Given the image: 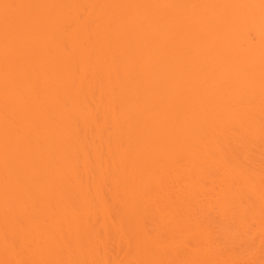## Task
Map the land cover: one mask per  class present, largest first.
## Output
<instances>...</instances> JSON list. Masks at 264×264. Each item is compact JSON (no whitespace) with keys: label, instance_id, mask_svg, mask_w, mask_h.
I'll list each match as a JSON object with an SVG mask.
<instances>
[{"label":"bare ground","instance_id":"bare-ground-1","mask_svg":"<svg viewBox=\"0 0 264 264\" xmlns=\"http://www.w3.org/2000/svg\"><path fill=\"white\" fill-rule=\"evenodd\" d=\"M79 1L80 0H77V4H79ZM109 1H111L110 3H112L113 1L112 0H109ZM109 1H108V4H109V7L111 8V7H113V6H111V5H113V4H110L109 3ZM132 1V0H131ZM130 0H126V2H124V4L122 3V5H121V3H118L117 2V4H115L116 6V8H117V5H121L122 6V9H126V10H129V9H135L137 12H135L134 14L136 15V13L139 15V16H136V20L134 21V23L132 22V21H128V15L129 14H126V13H123V11L124 10H122V11H119V10H117L115 7H113V8H115V9H113L115 12H117V13H115V12H110L109 14H108V19H109V17H111L110 18V21L112 20V22L114 21V19L116 20L117 18V20L118 21H124V23H125V26L126 25H128V27H124V26H122V24H124V23H122L121 22V25H120V27H121V30H122V35L118 38V39H116V38H111V36L114 34V31L113 30H111V31H107L106 33H104V35L103 36H106V37H108L109 36V38L111 39L110 41H106V44L107 45H109V47H110V45H112L113 47L112 48H108L107 46V48L109 49V50H111V49H113L114 48V51H110V53H109V55L107 56V58H108V60L113 64V66H111L112 64L111 63H109L108 65H110V66H107L106 64L108 63V61L106 62L105 61V67H103V66H97L98 67V69H97V71H99L100 70V73H102V72H104V70H107V72H110V70L112 71V69H113V74L115 73L114 72V68H116L118 65H119V63L117 64V66H116V63L117 62H115V61H117L118 59H120L121 58V56H122V59H121V61L123 60L124 61V58H126L125 59V64L124 63H120V64H124V65H120V66H123L124 67V69L123 68H116V69H118L119 71H117L116 73V75H117V77H116V80L118 81V83L120 84V80H122V81H124V83H125V80H126V83L124 84H122V85H118V86H120V92L119 93H117L116 94V92H113V91H111L110 92V95H107L106 97L109 99V98H111V100L112 101H110V100H108L106 97V101L104 102L102 99H96V100H98L97 102H96V100H95V95H94V89H95V86L94 85H96V83L94 82V80L95 79H97V80H95V81H98V76L100 75L99 73H97V78H95V77H90L89 79H90V81H89V79L87 80V76L86 77H84V79H81L80 80V82L78 81V82H71V78H70V82H69V80H68V84H70L69 85V90H68V92H70V93H73V95L75 94V93H83L84 94V92H87L88 93V95H81V97H83V98H80V95H79V100H78V98L75 100V102H74V106L73 105H71V106H73V108L71 109V113L69 112H66L67 114H70V116L68 115V118L70 119V117L72 118V119H70V121L68 122V123H66L67 121H68V119H67V121L65 122L64 120L61 122L60 120H58V121H56V119H58V118H54L53 117V115H52V113L50 114V115H48L49 117H47V118H49V120H46L47 122H44L43 121V118H39V119H41L42 120V122L41 123H38V122H36V116H38V115H36V113L37 114H40L41 115V113L40 112H42V114L44 113V111L46 112V107H47V102H46V99H44V98H47V97H44L42 100H40L41 99V97L39 98V101L40 102H38V99H37V104H36V101L35 102H32V96L34 97V95H32L33 93L30 91H27V92H23V93H21L20 95H15V96H10L9 95V97H8V94L6 95V93L4 94L3 93V96H2V93H0L1 95H0V109H4V113L2 112L3 110H1V114H0V133L2 132L1 131V127H3V126H7V124L9 123L11 126H13V127H15L14 129H13V127L11 128V130H12V132H11V134H13V131H15V130H18V132L17 133H19V134H17V136L19 135L20 137H21V139L24 141V144L23 145H25L26 146V148H24L23 150H25V151H23V152H20L19 154H17V153H15V151H12L13 149H11L12 147L11 146H15V145H18V144H16L17 142H16V140L18 141H22V140H20V137H19V139H17V138H15V141L13 140V138L15 137H13V136H11V135H9V136H11V137H13L12 138V140L10 141L8 138H7V140L6 139H4V141L3 142H5V143H3V142H1L0 143V150L2 149V147H3V149L4 150H7V148L8 147H11L10 149H11V151L9 152V150H8V152L7 151H4L5 153L4 154H2V155H0V165H7L8 163V167H10V169H11V164L13 165L14 164V166L16 167V165L18 164L17 162L20 160H22L18 165H20L21 163H22V166L19 168V169H21L23 166V168H25L24 169V171H26L25 173L23 172V174H21V178H19V180H16V179H14V180H12L11 178H13L14 176H12L11 178H8V176L9 175H5V172L3 173V172H0V198H1V196H3L2 194L3 193H5V192H7V191H9V189L12 191H14V190H16V189H14V188H17V190H20V191H18L17 193H18V195H14V196H16V197H14V198H12V201L14 200V203H12V202H9L8 201V203L5 205V207H4V205L3 206H0V210L1 211H4V210H9L10 209V207L9 206H11V208L13 207V209H11L9 212H10V215L12 216V219L13 218H16V216H21V218H19V219H22L23 217L24 218H27V217H25L27 214H32V211H31V209H30V207L28 206L27 207V209H24L23 210V208H24V206H25V204L26 203H28L27 202V200H30V198H31V196H32V194H34V197H35V195H36V192L38 193V191H40L41 190V188H42V185H45V184H40V183H38L39 185H40V188H39V190L37 191V190H35V189H38V187L37 186H34V185H31V184H33L34 182H33V180H36V179H38V182L39 181H44V180H46L45 182H47V183H53L54 181H53V179L55 180V182H56V180H57V182L61 185V186H59V187H61L60 189V193H61V195L59 194V196L58 195H56V201L53 203L52 202V206H56V207H58V209L60 210V211H62V208L65 206V203L63 202V198L62 197H70L71 198V201H72V199H75V196L77 195V197L76 198H78L80 195H81V191H82V194L84 193L85 194V192H83L84 190L86 191L87 189H88V184L90 183V185L89 186H91L92 188H93V190L95 191L96 189H98V188H96V184L97 183H95V186L94 185H91V184H94V183H91V182H93L94 180V178L96 179V181L95 182H97L98 180V178H96L95 176H99L98 175V172L100 173V178H101V181L103 180V179H105L106 181H108V180H112V176H113V179L115 180V178L116 177H119L120 178V176H123L122 177V181L124 180L123 178H125V177H128L129 178V176H125V173H128L127 172V168H124L123 166H121V168L120 169H118L120 166H119V162H116L117 164L115 165V160L116 161H118V159H120L121 160V156H124V155H126V154H129V152H130V154L129 155H126V156H130V159L132 158V157H134L135 155H134V151H137L138 150V148H139V150H138V152L140 153V155H141V153H142V151H141V149L143 150V153H142V155H143V157H141V158H143V159H147L146 161H148V163L147 164H149L150 162H151V164L153 165L154 164V166L156 167V169L158 170H156L155 169V171H157V172H155V175L154 176H156V178L158 177L157 175V173H159L160 174V171H161V179H159V178H157L158 180H156V178H155V180H154V176L153 177H151V178H153V179H150L151 180V182H150V180H149V183H151V185L152 186H150V187H153L154 185L156 186V188L155 187H153V189H155V191H156V193H159L158 191L160 190V191H162V190H164L166 187H164V188H161V187H163V186H165V185H163V186H161L160 184H165V182L164 183H162L161 181H166L165 180V177L164 176H162V174H164V172H165V174L166 175H170L171 176V172H175L176 171V169H178L177 171H179L180 173L182 172L183 173V171H184V173L183 174H181V176H183V175H186V176H184L183 178H186V180H188L189 181V179H187V178H190V179H192V181H194V183H200L199 182V180L198 181H196L197 179H200V180H202L201 179V177L202 178H205L206 180V182H207V178H209V179H212V181H213V183L210 181V180H208V181H210L213 185L214 184H216V181H218L217 179H219L220 178V176L221 175H223V176H221V180L219 179V181H218V183L221 185V186H223V184H225V181H226V179L228 180V178L227 177H229V181L231 180V184L229 183V182H227L226 181V183H228V185L226 186V184H225V186L226 187H229V188H231V192L229 191L230 189L229 188H227V189H229V190H227L226 189V187H220L221 188V193L222 194H220V198L222 197L223 199H226L228 196H231L230 198H228V199H234L235 197H238V199H240L239 197H243L244 196V198L245 199H243L244 201H247L248 202V200L246 199V197L248 198V197H250L251 199L253 198H255L254 200H252L251 201V203H247V204H253V205H249V207H248V205L246 204V202H244V204H243V202H242V204L244 205H240L241 203V201H243V200H238L237 198H235V201L233 200L232 202H230V203H232V206L233 207H235V208H238V207H236V206H238L237 204H239L240 206V210L239 211H241L240 213L241 214H238L237 212H236V215H241V217H242V213H243V215L245 214V216H246V213L248 212V217H244L243 216V220L241 221L239 218H238V216L236 217V215H235V213H234V211H235V209H232V210H234V211H231L230 209V213L228 212V211H226L227 212V214H233L234 213V217H233V220H234V218L235 219H239V223L238 222H236L237 223V225L236 224H234V226L232 227V228H234L235 226L237 227V226H240L241 227V229H247L248 230V232H249V230L251 231L250 232V234L252 235V236H254L255 235V232L257 233V234H259V235H261V236H264V171H262V169L264 170V166H261L260 167V165L261 164H263L264 165V163H263V161L262 160H264V154H262V153H264V149L262 150L261 149V155H263V158H262V156H261V158H259V160L261 161H256V162H253V160H251V161H249L248 162V159L250 158V156H249V154L247 153L246 154V148L247 149H250L251 147H253V146H255V142H254V140L253 139H255V140H257V139H260L259 141L261 142L260 143V146L262 147V146H264V0H133V2L132 3H129V2H131ZM140 1H142V2H140ZM82 1H80V3H81ZM115 2V1H114ZM116 3V2H115ZM137 3V4H136ZM145 3V4H144ZM126 4V5H125ZM129 4H133V5H129ZM139 4H141V5H139ZM147 4H149V7H148V5ZM123 5H125L124 7H123ZM127 5H129L128 7H129V9H128V7H127ZM134 5H135V8H133L134 7ZM138 5V6H137ZM165 7H164V6ZM147 6V7H146ZM163 6V7H162ZM140 7H141V9H140ZM145 7V8H144ZM157 8V9H156ZM160 8H161V10H160ZM165 8V9H164ZM167 8V9H166ZM112 9V8H111ZM119 9V8H118ZM146 9V10H145ZM163 9V10H162ZM154 11V15H152L151 13H148L149 11L151 12V11ZM155 10H158V11H155ZM162 11L161 13H160V11ZM164 10H166V11H164ZM168 10V11H167ZM147 11V12H146ZM155 12H159V13H155ZM201 12V13H200ZM124 15H123V14ZM148 13V14H147ZM153 13V12H152ZM199 13H200V15H199ZM156 14V15H155ZM158 14V15H157ZM109 15H111V16H109ZM115 16H117L116 18H115ZM121 16H123V17H121ZM57 19L58 18H60L61 19V17H56ZM123 18V19H122ZM170 18H172V19H170ZM121 19V20H120ZM138 19V20H137ZM173 20V21H172ZM170 21V22H169ZM127 22H129V23H127ZM132 22V24H130ZM127 23V24H126ZM174 23H175V25H176V27H177V29H175V30H173V31H170L169 32V34L170 33H173V37H174V35H175V37L174 38H172L171 39V45L169 46V47H166V43L165 42H167L168 41V39H170V38H168V37H170L169 36V34H167V36H164V35H166V34H164L163 35V37L161 36V34L163 33L162 32V29H166L168 26L167 25H174ZM95 26H96V23H95ZM120 27H119V29H120ZM164 29V33H166L165 30ZM191 31V32H190ZM187 32H190V33H187ZM113 33V34H112ZM161 33V34H160ZM180 34H181V36H180ZM170 35H172V34H170ZM163 38V39H162ZM165 38V39H164ZM69 39H70V44L72 45V43L74 44L76 41L74 40V38L73 37H69ZM164 41V43L165 44H163V41ZM108 42H110V43H108ZM160 43L159 44V47H157L158 46V44H156L155 46H153V43ZM116 43V44H115ZM161 44H163V45H165V47L162 45V47H164V48H162L160 45ZM150 45H152L153 47H155L154 49L155 50H152L153 48H152V46H150ZM180 45V48L178 47ZM115 46V47H114ZM175 46V47H174ZM152 48V49H149V48ZM178 47V48H177ZM158 48V51L156 50ZM160 48V49H159ZM149 49V50H148ZM75 51L74 52H76V53H78V50L77 49H74ZM152 50V51H151ZM32 51H35V49H32ZM126 51V52H125ZM154 51V52H153ZM155 51H156V53H155ZM114 52V53H113ZM118 52H119V55H117V57H114V59L113 58H111V56L114 54V55H116V54H118ZM124 52V54H122ZM130 54H128V53ZM153 53L152 55H151V53ZM112 53V54H111ZM31 54H33V53H31ZM137 58H133V55ZM158 54H159V56H158ZM76 55H78V54H76ZM111 55V56H110ZM121 55V56H120ZM127 55H129V56H127ZM131 55H132V57H131ZM26 56V57H25ZM24 56V59L22 60V62H24V63H27L28 61H29V59H31L32 57L30 56V54H27L26 53V55ZM126 56V57H125ZM156 58V60H153V59H155L154 57ZM188 56H189V59L190 60H188ZM120 57V58H119ZM130 57V59L132 60V58H133V60L131 61L130 59H128V63H126V61H127V58H129ZM184 57H185V59H184ZM187 57V58H186ZM78 58H79V60L81 59V63L80 64H84V66L86 65L85 64V62H84V56H78ZM159 58V59H158ZM111 59H112V61H111ZM135 59V60H134ZM186 60H188V61H186ZM82 61H83V63H82ZM119 61V60H118ZM122 61V62H123ZM115 62V63H114ZM120 62V61H119ZM77 64H79L78 62H77ZM115 64V65H114ZM66 65V64H65ZM67 65H70V64H67ZM83 66V65H82ZM101 67V68H100ZM103 67V68H102ZM107 67V68H106ZM114 67V68H113ZM106 68V69H105ZM110 68H112V69H110ZM101 69H103V70H101ZM110 69V70H109ZM120 69L123 71L121 74H122V78L120 77L119 78V76L121 75L120 73V75L118 76V72H120ZM112 72H110V74H112ZM109 74V75H110ZM112 74V75H113ZM124 75V76H123ZM111 76V75H110ZM128 76V77H127ZM123 77H124V79H123ZM94 78V79H93ZM118 78V79H117ZM128 78H130V80L128 79ZM92 79V80H91ZM127 79L129 80V81H127ZM24 81H25V83H27L28 81H29V73H27V74H25L24 75ZM67 82V81H66ZM65 82V83H66ZM128 82H130L129 84H128ZM128 84V85H127ZM67 85V84H66ZM65 85V86H66ZM92 88H94V89H92ZM65 89V88H64ZM65 91V90H64ZM22 92V91H21ZM113 92V93H112ZM67 93V92H66ZM15 94V93H14ZM86 94V93H85ZM72 95V94H71ZM71 95H70V97H71ZM72 95V96H73ZM78 95V94H77ZM145 95L147 96V99H146V97H145ZM67 96H69V95H67ZM112 96V97H111ZM143 96V97H142ZM78 97V96H77ZM142 97V98H141ZM145 97V98H144ZM149 97V98H148ZM73 98V97H72ZM71 99V98H70ZM73 99H75V98H73ZM34 100H35V98H34ZM79 102H78V101ZM44 101V102H43ZM96 103H98V106L100 105V106H102V111L105 109V113H104V111L102 112L101 110H100V116L102 117V120L104 121V120H106V122H105V124L104 123H101V124H104L105 126H107L106 124H109L111 121H113L114 120V117L116 116L117 117V115H116V113H114V108L116 107H114V105H115V103L116 102H118L117 103V105H118V108H119V105H120V103L123 105V106H125V108L126 109H131V111H129V113L131 114V116H130V114H129V116L131 117V119H129V120H131L130 122H127V120H126V118H124L125 119V126L127 125V127H125V126H122V124L124 123V122H121L119 119H116V120H118V121H116V120H114V122L116 121V122H118L117 123V125L119 126L120 124V122H121V125L119 126L120 127V129L121 130H123V128H124V130L127 132L128 131V128H129V134L131 133L132 135H133V137L134 138H136V139H139L137 136L138 135H134L135 133H137V131H138V129H139V131H141V130H143V131H141L142 132V136H145V137H150L151 139H152V141H153V143L151 144V142H149L151 145H149L148 143H147V145L146 144H144V145H142L141 146V144H142V140L143 139H141V142L140 141H138V146L140 145V147H138V146H136L137 147V150H136V148H135V146H134V144H135V142H137V140L136 141H134L133 142V146H132V143H131V145H130V143H128V140L129 141H133V140H135L134 138H132L131 140L130 139H127L129 136L131 137L132 135L130 134H128V132H127V134H128V136L126 135V134H124V135H126L127 136V138H125L124 137V135L122 136V137H124V140L123 139H120L121 141H117V140H112V141H114V142H109V140L107 141V142H105L104 141V138L101 140V141H103V143L101 144V142H100V140H98L99 138H101L102 137V135H101V137H99L98 136V134H97V140L100 142L99 144H97L98 142L97 141H95L96 139H95V133H97V129H101V132L103 131L102 130V127L104 126V125H99L100 123H97L98 121L96 120V119H93V117L91 118V119H89L87 116H85L86 115V110L89 108V107H91L92 105H90L89 106V103H91V102H93L94 104H95V102ZM101 101V102H100ZM110 101V102H109ZM45 102H46V104H45ZM71 102L73 103V101L71 100ZM88 102V103H87ZM103 102V103H102ZM106 102H107V104H106ZM87 103V104H86ZM99 103H102V104H99ZM105 103V104H104ZM110 103V104H109ZM62 104V103H61ZM108 104H109V106H108ZM126 104V105H125ZM128 104V105H127ZM63 105H65V104H63ZM85 107H84V106ZM104 105H107L106 107L104 106ZM122 105H120V108H122L123 109V111L125 110L126 111V109L122 106ZM45 106V107H44ZM113 106V107H112ZM129 106V107H128ZM62 107H64V106H62ZM103 107H105V108H103ZM106 108H108L107 110H106ZM110 108H112L111 110H110ZM121 109V110H122ZM66 110V109H65ZM68 110H70V109H68ZM85 110V111H84ZM89 110V109H88ZM109 110H110V112H109ZM119 111V116L118 117H120V113L122 112V111ZM109 112V114L111 113L112 114V116H114V117H111L109 114H108V112ZM50 112V111H49ZM63 112V111H62ZM99 112H97V115L99 116V114H98ZM103 113V114H102ZM108 114V116H110L111 117V121L110 122H108L109 120H107V119H105L104 117H103V115L104 114ZM123 113H126V112H123ZM63 114H65V113H63ZM40 115H39V117H40ZM72 115V116H71ZM88 116H89V113L87 114ZM122 115V114H121ZM45 116H47V115H45ZM61 116V115H60ZM65 116H67V115H65ZM64 116V117H65ZM99 116V118H101ZM62 117V116H61ZM64 117H63V119H64ZM122 117H124V116H122ZM126 117V116H125ZM127 117H128V115H127ZM39 119H37V121L39 120ZM4 120V121H3ZM66 120V119H65ZM95 120V121H94ZM153 121V122H152ZM155 121V122H154ZM5 122V123H4ZM114 122H112V124L114 123ZM127 122V123H126ZM158 122V123H157ZM3 123V124H2ZM65 123H66V125H65ZM131 123H132V125H131ZM152 123V126L154 125V123H156V124H159L158 126L156 125V127H158L157 128V130H154L153 128L155 127V125H154V127H152V126H150V124ZM5 124V125H4ZM9 124H8V127H9ZM3 125V126H2ZM61 127H60V126ZM52 126V128L53 127H56V126H58V129H59V127L60 128H62V127H66V129L69 127L70 129H69V132H70V130L72 131V132H67V133H69V135H71L70 136V140L68 139L66 142L65 141H63V145H65V146H67L69 149H70V151L72 152V154H73V161H74V164H77V163H79V165H81V161L83 160V155L87 152V157H89V155L90 156H92V155H94L92 152H94L95 153V151H97V150H99L100 148V151H97L98 153L99 152H101V157H100V154H99V157L98 156H96V157H98V158H95L94 157V159L92 158V157H89V158H87L88 160H85L83 163H84V168L82 169L83 171H80V172H83V173H81V175H79L78 173V175L77 174H74V175H72L70 178H68V177H64L65 175H63L64 174V170H62V168H63V166L61 165V161H63V159H62V157H61V160H59L58 158L59 157H57V154H55L56 155V161L55 162H53V165H52V163H50V164H47V165H49L50 167H48V166H46L45 167V165H44V163L46 164V163H48V162H51L50 160L48 161V159L51 157L50 156V154H48L49 156V158L46 160V158L42 161V158H41V156H40V154H42V152H40L39 150L45 145V143H46V146L50 149H52L53 150V148H55L56 146V144L58 143V142H56L54 139H56L57 137H55V138H53V140H52V137L50 136V133H48L49 134V136L51 137V139H47V140H45V142H44V145L42 146L40 143L42 142V144H43V139H45V136H44V138H41L40 137V134H38L39 132V130L41 131V133H42V131L44 130V128L45 129H48L47 127H51ZM68 126V127H67ZM110 126H111V123H110ZM122 126V127H121ZM109 127V126H108ZM115 127H116V125H115ZM118 127V128H119ZM155 127V128H156ZM161 129H160V128ZM63 128V129H64ZM127 130H126V129ZM133 128H137V130H136V132L134 133V131H135V129H133ZM42 129V130H41ZM54 129V128H53ZM66 129H64L63 131H65V133H66ZM104 129V128H103ZM106 129H109V128H106ZM111 129L112 128H110L109 130H110V132H111ZM160 129V130H159ZM10 130V131H11ZM61 130V129H60ZM86 130V131H85ZM120 130V131H121ZM163 130H165V132L163 131ZM231 130H234V132H230ZM46 131V130H45ZM49 131V130H48ZM54 132H59V130H57V128H55V130H53ZM63 131H61V132H63ZM83 131H85V132H83ZM87 131H89V133H87ZM96 131V132H95ZM104 131H105V129H104ZM103 131V132H104ZM115 131V130H114ZM117 131V130H116ZM131 131V132H130ZM138 131V132H139ZM237 131V132H236ZM44 132V131H43ZM94 132V133H93ZM100 132V133H101ZM102 132V133H103ZM107 132V131H106ZM229 132L231 133V134H229ZM83 133V134H82ZM85 133H87V134H89L88 135V137H90V138H88L86 135H85ZM98 133H99V131H98ZM140 133V132H139ZM228 133V134H227ZM238 133H239V136H238ZM2 134V133H1ZM8 134H10V133H8ZM16 134V133H15ZM14 134V135H15ZM37 134L39 135L38 137H37ZM44 134H45V132H44ZM43 134V135H44ZM51 134H53L54 135V133H52L51 132ZM64 134V133H63ZM103 134H106L105 132L103 133ZM138 134V133H137ZM42 135V134H41ZM47 135V134H46ZM56 135V134H55ZM60 135L61 136H59L60 137V139H58V140H63L64 138H61L62 137V134L60 133ZM100 135V134H99ZM140 135H141V133H140ZM140 135H139V137H140ZM231 135V136H230ZM1 136V135H0ZM57 136V135H56ZM66 136V135H65ZM68 136V135H67ZM235 136H237L238 137V139L236 140V138H235ZM8 137V136H7ZM64 137V136H63ZM69 137V136H68ZM68 137H65V138H68ZM229 137V138H228ZM234 137V138H233ZM56 139V140H57ZM127 139V141H125ZM235 139V140H234ZM57 140V141H58ZM61 140V141H62ZM64 140H66V139H64ZM123 140V141H122ZM12 142V144L10 143V142ZM15 142V144L13 145V143ZM60 142V141H59ZM65 142V143H64ZM95 142H97V143H95ZM23 143V142H22ZM48 143V144H47ZM40 144V145H39ZM97 144V145H96ZM22 145V146H23ZM55 147H54V146ZM63 145H57L59 148H60V146H62V149L64 150V148H66V147H63ZM149 145V146H148ZM257 145H259V144H257ZM42 146V147H41ZM145 146H148V148L150 147V149H148L147 147V149L145 150ZM41 147V148H40ZM46 147V148H47ZM53 147V148H52ZM132 147V148H131ZM133 147L135 148V149H133ZM154 147V148H156V149H152V148ZM44 148V147H43ZM47 148V149H48ZM67 148V149H68ZM99 148V149H98ZM130 148L131 149H133V152H132V150H130ZM39 149V150H38ZM47 149H45L46 151H47ZM57 149V147L55 148V150ZM152 149V151H150V153H146V152H144V151H148V150H151ZM245 149V150H244ZM260 149V148H259ZM42 150V149H41ZM52 150H50V151H52ZM58 150V149H57ZM57 150H56V152H57ZM61 150V149H60ZM59 150V151H60ZM62 150V151H63ZM156 150V151H155ZM36 151H39V153H35ZM49 150H48V153L50 152ZM88 151H91V153L89 152V155H88ZM104 151V152H103ZM141 151V152H140ZM45 152V151H44ZM53 152V151H52ZM51 152V153H52ZM56 152H53L52 154L54 155V153H56ZM137 152V153H138ZM152 152V153H151ZM239 153V156H238V154L237 153ZM240 152H241V154H240ZM243 152V153H242ZM1 153V152H0ZM47 153V152H46ZM57 153H61V152H57ZM105 153L107 154V158H105ZM132 153H133V155H132ZM144 153H146L145 155H147V154H149V155H147V157H145L144 156ZM109 154V155H108ZM136 154V153H135ZM40 157H39V156ZM44 154H42V156H43ZM62 154H60V156H61ZM131 155H132V157H131ZM138 155V154H137ZM47 156V155H46ZM59 156V155H58ZM243 156H244V158H243ZM55 157V156H54ZM72 157V156H71ZM135 157H137V156H135ZM140 157V156H139ZM139 157H137V158H139ZM38 158H39V160H38ZM53 157H51V159H52ZM127 158V157H126ZM245 158H246V161H245ZM58 159V160H57ZM96 159V160H95ZM107 159H109L108 161H107ZM129 159V160H130ZM234 159V160H233ZM238 159L240 160V162H238ZM251 159V158H250ZM40 160H41V162H40ZM46 160V161H45ZM71 160V159H70ZM107 161V162H110V161H112V163L114 162V164H108L109 166H107L106 165V163H104V164H102L103 163V161ZM119 160V161H120ZM128 160V161H129ZM135 158H133V161H132V163H134L135 161H136V164L139 162L137 159L135 160ZM144 160V161H145ZM48 161V162H47ZM52 161H53V159H52ZM122 161V160H121ZM120 161V164L122 163ZM142 161V160H141ZM241 161H243V162H241ZM143 162V161H142ZM259 163V164H256V163ZM11 163V164H10ZM124 163V162H123ZM122 163V164H123ZM130 163V161L128 162V164ZM132 163L131 164H129L130 165V168H132L133 167V170L135 169L136 170V167H134V165L131 167V165H132ZM145 163V162H144ZM239 163H244L243 165V167H247L246 169H241L239 166L241 165V164H239ZM248 163V165H246V164ZM253 163V164H252ZM255 163V164H254ZM62 164H63V162H62ZM252 164V165H251ZM17 165V166H18ZM41 165H42V167H41ZM44 165V166H43ZM52 165V166H51ZM101 165H104V168L103 167H101ZM105 165H106V167H105ZM112 165H115V166H112ZM119 167H118V166ZM140 165V164H139ZM253 167V169L254 170H257L256 169V167L255 166H257L258 165V169L259 170H257L258 172L260 171V173H258V174H260L261 176V178H259V177H257L255 174H254V172H252V171H250L252 168H251V166ZM254 165V166H253ZM36 166L37 167H41V171H40V173L41 174H43V177H44V180H42V179H40V177H39V173L37 172V168H36ZM61 166H62V168H61ZM142 166H144L143 165V163H142ZM150 166V165H149ZM15 167H14V169L13 170H15ZM48 167V168H47ZM108 167V168H107ZM110 167H115L114 169H116L117 170V172L116 171H114V169L112 168V170H110L111 168ZM127 167H128V165H127ZM139 167V166H138ZM148 167V166H147ZM151 167V166H150ZM241 167H242V165H241ZM242 167V168H243ZM65 168V167H64ZM102 168V169H101ZM107 170H106V169ZM110 168V169H109ZM143 168V167H142ZM176 168V169H175ZM249 168V169H248ZM2 169V168H1ZM18 169V168H17ZM33 169H35V171L33 170ZM78 169V168H77ZM127 169V170H126ZM145 169V168H144ZM142 170L141 169V167H140V171H145V170H147V168L145 169V170ZM12 170V169H11ZM76 170V169H75ZM79 170V169H78ZM80 170H81V167H80ZM100 170H101V172H100ZM102 170H104V171H102ZM108 170H110L111 172H110V174H113L112 176L110 175V176H108L107 178H110V179H106V175H104V174H106L107 173V171ZM133 170H131V171H133ZM149 170V169H148ZM147 170V171H148ZM152 170V169H151ZM164 170V172H162ZM168 170H172L171 172L170 171H168ZM183 170V171H182ZM35 173H33V172ZM74 171V170H73ZM113 171V172H112ZM130 171V170H129ZM137 171H138V169H137ZM168 171V172H167ZM209 172V174L211 175V174H213V173H211V172H214V174L217 172V173H219V174H221L220 176H219V178H215L214 177V175L213 176H209L208 177V175H206V173L208 174V172ZM262 171V172H261ZM106 172V173H105ZM109 172V171H108ZM134 172V171H133ZM152 172H153V170H152ZM152 172H149V173H151L152 174ZM33 173V174H32ZM37 173V174H36ZM66 173V172H65ZM132 173V172H131ZM135 173V172H134ZM138 173V172H137ZM141 174H143L142 172H140ZM169 173V174H168ZM32 174V175H31ZM49 174H53L52 176H54V174H55V176L54 177H52L51 175H49ZM57 174V175H56ZM102 174V175H101ZM133 174V173H132ZM144 174H146V172H144ZM143 174V177L145 176L146 178H147V176L146 175H148V176H150L148 173L146 174V175H144ZM263 174V175H262ZM33 175H37V176H33ZM48 175V176H47ZM108 175V174H107ZM126 175H128V174H126ZM129 175H131L130 173H129ZM133 175H135V176H137V178L136 179H138V181L141 179V178H143L142 177V175H137V174H133ZM153 175V174H152ZM200 175H202L201 177H200ZM207 176V177H203V176ZM215 175H217V174H215ZM7 176V177H6ZM45 176H47V177H45ZM66 176H67V174H66ZM102 176V177H101ZM125 176V177H124ZM196 176H198L197 177V179L195 178ZM10 177V176H9ZM16 177V176H15ZM35 177V178H34ZM38 177V178H37ZM49 177H51L52 179H50ZM133 177V176H132ZM141 177V178H140ZM162 177L164 178V180H162ZM192 177H194V178H192ZM200 177V178H199ZM217 177H218V175H217ZM226 178V179H224L225 181H223L222 179L223 178ZM18 178V177H17ZM50 180H49V179ZM128 178H126L127 180H128ZM140 178V179H139ZM170 178H172V177H170ZM170 178H168L167 177V179L169 180ZM216 179L215 181L213 180V179ZM49 181H48V180ZM121 179V178H120ZM125 179V180H126ZM129 179H131V176H130V178ZM132 179H134V178H132ZM148 179H149V177H148ZM193 179H196V180H193ZM90 180H92L91 182H90ZM104 180V181H105ZM113 180V181H114ZM116 180H118V179H116ZM115 180V181H116ZM126 180V181H127ZM145 180V179H144ZM152 180H154V181H152ZM161 180V181H160ZM186 180H184L185 181V185H183L182 187H181V185H179L180 186V188H182L183 189V187L185 188V186L188 188V187H191V185L190 186H188V184H192V182H191V180L188 182V181H186ZM204 180V179H203ZM112 181V182H113ZM121 181V180H120ZM125 181V182H126ZM130 181V180H129ZM133 181V180H132ZM132 181H131V183H132ZM141 181H143V179L141 180ZM159 181V182H158ZM204 181V182H205ZM221 181H223L222 183L223 184H221L220 182ZM86 182H89V183H86ZM111 182V181H110ZM125 182H124V184H125ZM136 182V181H135ZM140 182V181H139ZM155 182H156V184H155ZM186 182H188V184L186 183ZM203 182V183H204ZM209 182V183H210ZM58 183H56V184H58ZM85 183L87 184V185H85ZM122 183V185H123V182H121ZM128 183V182H127ZM130 183V184H131ZM141 183V182H140ZM142 183H144V181L142 182ZM152 183H154V184H152ZM168 183H170V182H168L167 181V185H168ZM197 183V184H198ZM203 183L201 182V184H202V186L201 187H203L204 185H203ZM209 183H207V185H206V183H205V185H206V187L208 188H206V187H204V188H206V189H203L202 188V190H204V191H206V190H209V188H211L209 191L211 192V190H213L212 188H216L217 190H220V189H218L219 188V184H217V185H219L218 187L215 185V186H210V185H212V184H209ZM54 184V183H53ZM84 184V185H83ZM116 184V183H115ZM117 184H119L118 182H117ZM129 184V183H128ZM128 184H127V186H128ZM130 184H129V186H130ZM133 184H134V182H133ZM139 184V183H138ZM184 184V183H183ZM187 184V185H186ZM78 185H80V188H79V186ZM112 185H114L113 183H112ZM142 185V184H141ZM171 185H172V183H171ZM173 185H174V183H173ZM230 185V186H229ZM46 186V185H45ZM44 186V187H45ZM47 186H49L48 184H47ZM116 186V185H115ZM121 186V185H120ZM120 186L118 185V187L120 188ZM125 185H123V187H124ZM137 186V185H136ZM136 186H134L133 185V187H136ZM139 186V185H138ZM142 186H144V185H142ZM146 186H149V185H146ZM158 186H160V187H158ZM169 186H170V184L168 185V187L166 188L167 189V191H166V193L165 194H168L167 192H169V189L171 190L172 188H178V186H176L175 185V187H173V186H171L170 188H169ZM197 185H195L194 186V184H193V187H196ZM231 186H233V187H231ZM33 187H35V188H33ZM57 187H58V185H57ZM73 187H76L77 188V190H78V192L77 191H75V189L73 188ZM85 187V188H84ZM96 189H95V188ZM98 187H100V186H98ZM122 187V186H121ZM126 187V186H125ZM132 187V186H131ZM132 187V188H133ZM193 187H191V188H193ZM65 188V189H64ZM79 188V189H78ZM84 188V189H83ZM117 188V187H116ZM127 188H130V187H127ZM138 189H140V187H137ZM136 188V189H137ZM144 188H145V186H144ZM143 188V189H144ZM148 188V187H147ZM159 188V189H158ZM161 188V189H160ZM197 189L199 188V187H196ZM214 188V189H215ZM5 189V190H4ZM8 189V190H7ZM59 189V188H58ZM68 189H70L71 190V192L68 190ZM74 189V190H73ZM89 189H90V187H89ZM121 189V188H120ZM119 189V190H120ZM195 189V188H194ZM194 189H192V190H194ZM197 189H195V190H197ZM222 189H224V190H227L226 192H225V194L223 193L224 192V190H222ZM4 190V191H3ZM64 190V191H63ZM92 190V191H93ZM118 190V191H119ZM125 190V189H124ZM128 190V189H127ZM132 190V189H131ZM131 190H129L130 192H131ZM134 190V189H133ZM147 190V189H146ZM148 190H149V188H148ZM173 191H174V189H172ZM177 190V192L179 191V189H176ZM200 190V189H199ZM68 191V193L69 194H73L74 195V197L73 196H71V195H69L68 193H67V195L65 194L66 192ZM73 191H75V192H77L76 194H74V193H72ZM90 193H92V191H90V190H88ZM88 191H86L87 193H88ZM93 191V192H94ZM117 191V190H116ZM115 191V192H116ZM144 191V190H143ZM154 191V192H155ZM180 191H181V189H180ZM179 191V192H180ZM198 191V190H197ZM209 191H207V192H200V193H202L203 194V196H205L207 193H209ZM215 191V190H214ZM214 191H212V192H214ZM233 191V192H232ZM248 192L247 193V195L246 194H243L242 195V193L243 192ZM35 192V193H34ZM41 192H43V191H41ZM65 192V193H64ZM119 192H121V191H119ZM124 193H125V191H123ZM135 192V191H134ZM136 192H138V191H136ZM142 191H140V193H141ZM175 192V191H174ZM174 192H172V193H174ZM212 192H211V198H212ZM227 192H229V193H231V194H229L228 195V193ZM16 193V194H17ZM46 193V192H45ZM132 193V192H131ZM130 193V194H131ZM139 193V194H140ZM164 193V192H163ZM176 193V192H175ZM196 193V192H195ZM204 193H206L205 195H204ZM218 193V192H217ZM233 193H234V195H233ZM40 194V195H39ZM47 194V193H46ZM79 194V195H78ZM138 194V193H137ZM170 194H171V192H170ZM199 194V193H198ZM214 194V193H213ZM241 194V195H240ZM5 195V194H4ZM37 195H39V196H37V197H39V198H37V197H35V198H37V199H39V201L41 200V201H45L46 199H47V196H45L43 193L41 194L40 192L37 194ZM65 195V196H64ZM128 194L126 193V196H127ZM172 195H174V194H172ZM171 195V196H172ZM222 195V196H221ZM223 195H225V196H227L226 198H224L223 197ZM6 196V195H5ZM162 196V195H161ZM202 196V197H203ZM216 196H218V194L216 195ZM233 196H235V197H233ZM11 197V196H10ZM9 197V198H10ZM18 197V198H17ZM198 197V196H197ZM202 197H199V198H202ZM8 198V199H9ZM15 198H17V199H15ZM34 198V199H35ZM41 198V199H40ZM51 198V197H50ZM53 198V197H52ZM54 198H55V196H54ZM53 198V199H54ZM85 199H87L86 197H84ZM82 199L81 197H80V200L79 201H77V202H73L72 201V203L74 204H77V203H81V208H82V211H81V208L79 209L80 211H81V214H82V212H84V216H82V217H84V220L81 218V214L79 215L78 214V212H77V207L79 206L80 207V205L78 204V206L76 207V208H73L71 205H69V206H71L73 209V211H74V213H72V214H74V215H72V217H74L75 216V218H76V216L78 217V216H80L79 218L80 219H82V221L80 220V222H81V224H82V222L83 223H85V225L89 222V224L91 225V227L93 226V227H95V225H97V224H93L92 222H94L93 220H94V218H95V221H96V218L97 217H95L96 215H94V217H93V215L91 216L90 214H89V212H90V209L93 207H98V205L97 206H94V204H95V202H96V200H95V202L94 203H92V202H90V201H87V200H85V199ZM176 198V197H175ZM190 198V197H189ZM193 197H191V199H192ZM206 198H210V196L209 195H207V196H205V198H203V204H207L206 202H205V200H207ZM213 198H216V197H213ZM212 198V200H214V202H213V204H211L210 205V203H208L207 205H208V208L209 207H213L212 205H214V203H215V205H214V207L213 208H216L217 207V211H221V209L219 210V208H220V203H218L219 204V207H218V205L216 204L218 201H220L221 203H222V205H224L225 203H223L224 202V200L222 199H220V198H218V201H216L215 199H213ZM3 199V198H2ZM11 199V198H10ZM9 199V200H10ZM32 200H34L33 199V196H32V198H31ZM36 199V200H37ZM49 199V198H48ZM67 199H69V198H66V201L68 202V200ZM79 199V198H78ZM77 199V200H78ZM81 199L83 200V201H81ZM165 199H167L166 197H165ZM173 199H174V197H173ZM205 199V200H204ZM227 199V200H228ZM236 199L238 200V201H236ZM6 200L7 199H5V201L4 202H6ZM55 200V199H54ZM62 200V201H61ZM76 200V199H75ZM131 200V199H130ZM130 200H125L126 202L127 201H129L127 204H129L131 201ZM167 200H169V199H167ZM182 199H180V201H176V204H178L177 202H179L180 204H178V210H179V208H181V210H180V212L182 211L183 212V209H182V207H179L180 205L181 206H183L184 205V201H183V203H181L182 201H181ZM187 201H189L188 199H186ZM212 200L211 199H209V201H207V202H210L211 201V203H212ZM227 200H225V202L227 201ZM229 200V201H230ZM50 201V200H49ZM65 201V200H64ZM70 201V200H69ZM101 201H102V199H101ZM145 202H147L146 201V199L144 200ZM164 201V200H163ZM193 201V200H192ZM192 201H189V202H192ZM195 201L196 200H194V203H195ZM229 201H227V202H229ZM254 201V202H253ZM59 204V206H60V208H59V206H58V204ZM60 202V203H59ZM98 202H99V200H98ZM97 202V203H98ZM133 202V201H132ZM169 202H170V200H169ZM175 203V201L174 200H172V202H170L171 203V207H172V205H174V203ZM235 202H238V203H235ZM250 202V201H249ZM253 202V203H252ZM13 205H12V204ZM55 203L57 204V205H55ZM64 204L63 206L61 205V204ZM71 203V202H70ZM69 203V204H70ZM103 203V202H102ZM113 203V202H112ZM115 203V202H114ZM161 203V202H160ZM168 203V202H167ZM188 203V202H187ZM187 203H186V206H187ZM197 203V202H196ZM54 204V205H53ZM126 205V203H124V201L122 202V205L120 204H117L118 205V207L119 206H122V207H120V208H116L117 210L118 209H120V210H118V211H120L121 213H122V215L124 214V210H125V205ZM140 204H141V202H140ZM169 204V203H168ZM183 204V205H182ZM193 204V203H192ZM202 204V206H204ZM227 204V206H229L230 207V205L231 204H228V203H226ZM246 204V205H245ZM8 205V206H7ZM27 205V204H26ZM93 205V206H92ZM103 205V204H102ZM111 205H114V204H111ZM110 205V206H111ZM115 205H116V203H115ZM113 206V207H116V206ZM137 205H139V204H135L134 206L136 207L135 208V211L132 209V207H131V209H129V211L131 210V214H133V215H136V216H134V218H136L138 215L137 214H140V215H143V213L145 212H143V210L142 209H144L145 210V208H142V209H140ZM142 205V204H141ZM141 205H139V206H141ZM163 205V204H162ZM207 205H205V209L207 210L208 208H207ZM221 205V206H222ZM254 205H255V207L256 208H254ZM51 206V207H52ZM76 205H74V207H75ZM92 206V207H91ZM99 206L101 207V204H99ZM146 206V205H145ZM177 206V205H176ZM202 206H198L199 208V213H201L200 215H203L202 213H205V211L203 210V212L201 211L200 212V209H202L203 207ZM216 206V207H215ZM242 206V207H241ZM105 207V206H104ZM103 207V208H104ZM107 207V206H106ZM137 207L139 208V209H137ZM144 207V206H143ZM157 208H155V210H154V212H152L153 214H155V215H153V214H151V215H153L154 217H156V214H161V213H163V212H166L165 210H164V208H166V207H168V206H166L165 207V205L162 207L161 206V204H159L158 206H156ZM162 207V208H161ZM169 207H170V205H169ZM171 207H170V210H171ZM174 207V206H173ZM188 207L190 208L189 210H193V209H191V207H193L192 205L191 206H189L188 205ZM188 207H184L183 206V208H187L188 209ZM197 207V206H196ZM233 207H230V208H233ZM250 207H252V208H254V210L256 211V210H258V212H259V214L258 215H255V212H254V210H253V214L252 215H254L253 217H252V215L250 216V214L249 213H252L251 211L249 212V209H250ZM2 208H3V210H2ZM8 208V209H7ZM25 208H26V206H25ZM108 208H110V207H108ZM112 208V207H111ZM110 208V209H111ZM128 208V207H127ZM194 208V207H193ZM246 208V209H245ZM248 208V209H247ZM75 209V210H74ZM97 209V208H96ZM99 209V208H98ZM104 209H106V208H104ZM109 209V210H110ZM157 209H159V210H157ZM161 209V210H160ZM173 209V208H172ZM174 209H176V208H174ZM174 209H173V211H174ZM195 209V208H194ZM239 209V208H238ZM238 209H237V211H238ZM243 211H242V210ZM20 210V211H19ZM33 210V209H32ZM64 210V209H63ZM78 210V211H79ZM93 210H95V209H92V211ZM108 210V209H107ZM108 210V211H109ZM114 210L115 209H113V210H111V213H112V211H113V213H115L114 212ZM122 210H123V212H122ZM128 209H126V211H127ZM139 210H141V211H139ZM164 210V211H163ZM166 210H167V213H168V211H169V208H166ZM177 210V209H176ZM176 210H175V212H176ZM178 210H177V212H178ZM188 210V212H191V213H183V214H188V215H193V216H195L196 214L197 215H199L198 213H195V210H197V208L195 209V210H193V211H189ZM211 210V209H210ZM214 210V209H213ZM213 210H211V211H213ZM247 211L246 213L244 212V211ZM116 211V210H115ZM117 211V212H118ZM125 211V212H126ZM138 211H139V213H138ZM159 211V212H158ZM162 211V212H161ZM185 211H187L186 209H185ZM184 211V212H185ZM210 211V212H211ZM5 212V211H4ZM3 212V213H4ZM18 212H20V213H18ZM63 212V211H62ZM72 212V211H71ZM77 212V214L75 215V213ZM135 212H137V214H135ZM141 212H143L142 214H141ZM151 212V211H150ZM155 212H157V213H155ZM170 212H172V211H170ZM170 212H169V214H170ZM176 212V213H177ZM180 212H178V214L180 213ZM194 214H193V213ZM196 212H198V210L196 211ZM214 212V211H213ZM215 212H216V210H215ZM223 211H221L220 213L219 212H216V213H218V215L220 214V216H221V214H222V219L224 218V217H226V218H224V221H226L225 222V228H226V226H227V224H228V220L230 219V220H232L231 219V217L233 216H225V215H227L226 214V212H225V210H224V212L225 213H222ZM257 211H256V214L258 213ZM1 213V212H0ZM7 213V212H6ZM80 213V212H79ZM110 213V212H109ZM119 213V212H118ZM146 213V212H145ZM18 214V215H17ZM25 214V215H24ZM54 214V213H53ZM86 214V215H85ZM130 214V215H131ZM166 214V213H165ZM164 213H163V215H165ZM168 214V215H169ZM207 214H208V212H207ZM211 214H213V213H211ZM210 214V215H211ZM121 214H119V216H120ZM133 215H131V217H133ZM144 215H146V214H144ZM150 215V216H151ZM162 214L161 215H159L160 216V219H161V217H162V220H164V221H167V220H165L166 218H168V223H166V227H165V224L163 223V225H159V223L161 224L162 222H159V218H158V221H156V219H157V217H156V219H155V221L156 222H158V224H157V226H158V228H157V226H156V229L158 230L159 229V226H160V229H159V231L158 232H160L161 230H163V229H161V226H163V227H165V230H166V228H167V225L168 226H170V225H172L171 227H170V229L171 228H174L173 230L171 229H168V231H171V232H173V231H175V229H177V228H175V227H180L181 226V224L183 223H181L180 225H179V222H178V224H175L176 223V221L174 222L173 221V219L171 218V217H173V215H175V213L174 214H171V216H170V218L172 219V223H169V221L171 222V220L169 219V217H167L168 215H165L166 217H164ZM187 215V216H188ZM196 215V216H197ZM199 215V216H200ZM214 215H216V214H214ZM0 216H1V214H0ZM8 216H9V214H8ZM49 216V215H48ZM47 216V217H48ZM58 217V215H56V214H54L53 215V218H55V217ZM112 216V215H111ZM147 216H149V213L147 214ZM158 216V217H159ZM180 216H182V215H180ZM180 216H179V220H181V218H180ZM186 215H183V218L185 217ZM186 216V217H187ZM256 216V219H258V221L256 222V219L254 218ZM43 217H45V216H43ZM123 217H124V215H123ZM130 217V222L132 223V224H135V220H133V221H131V219H134V218H131ZM140 217V216H139ZM137 217L138 219H137V223H138V221L140 222V218L142 217ZM176 217H178L177 215H176ZM186 217L184 218L185 219V222H186ZM190 217H192V216H190ZM209 217V216H208ZM216 217H218V216H216ZM250 217H252V218H254L253 219V221L251 220L252 218H250ZM258 217V218H257ZM23 218V219H24ZM29 218H30V216H29ZM46 218V217H45ZM74 218V219H75ZM79 218H78V220H73L74 222L73 223H78V225H79ZM152 218V217H151ZM151 218H149V219H151ZM165 218V219H164ZM182 218V219H183ZM196 218V217H195ZM199 218H201V216L199 217ZM204 218H206V217H204ZM245 218H250V219H245ZM9 219H11V218H9ZM38 219V220H37ZM37 219H35V221L32 223V224H34L35 226H36V228L35 229H40V230H48V229H54V226L56 227V224L58 223V222H60L59 220L56 222V224H54V221L51 219V218H46L45 220H42V218H37ZM56 219H58V218H56ZM123 219V218H122ZM142 219V218H141ZM147 219V218H146ZM154 219V218H153ZM184 219H183V221H184ZM187 219H189L190 220V218L189 217H187ZM219 220L221 219V217H219L218 218ZM221 219V220H222ZM228 219V220H227ZM245 219V220H244ZM2 220V219H1ZM13 220H15V219H13ZM30 220V219H29ZM31 220V221H32ZM37 220V221H36ZM55 220V219H54ZM142 220H144V219H142ZM152 220V219H151ZM151 220H149V222H151ZM161 220V221H162ZM189 220H187V222H189ZM198 220V219H197ZM206 220V219H205ZM205 220H204V222H205ZM22 221V220H21ZM20 221V222H21ZM25 221H27V220H24L23 222L25 223ZM85 221V222H84ZM123 221V220H122ZM129 221V220H128ZM145 221V220H144ZM153 221V220H152ZM163 221V222H164ZM194 221V220H193ZM192 221V222H193ZM201 221H202V219H201ZM200 221V222H201ZM207 221H208V219H207ZM206 221V222H207ZM223 221V220H222ZM223 221V222H224ZM245 221H247L248 222V224L250 223V224H252V223H255V224H257V228L255 227L256 225L254 224H252L251 225V228H252V230L254 229L255 230V232H252V230L251 229H248L249 227H250V224L249 225H247V224H245L244 225V223H245ZM255 221V222H254ZM15 222V221H14ZM23 222H22V224H23ZM62 222V221H61ZM91 222V223H90ZM154 222V221H153ZM152 222V224H153V226H152V224L150 225V226H152V227H150L149 229H151V228H153L154 227V223ZM183 223V224H186V223ZM196 222V221H195ZM197 222H199V221H197ZM199 222V223H200ZM220 222V221H219ZM233 222V221H232ZM235 222V221H234ZM243 223L242 225H244L243 227H242V225L240 224V223ZM227 223V224H226ZM17 224V223H16ZM18 224H19V221H18ZM26 225H28V224H31V222H26L25 223ZM25 224H24V226H25ZM31 224V225H32ZM60 224L61 223H59L58 225L60 226ZM89 224H87V227H89L90 225ZM143 224V223H142ZM142 224H141V226H142ZM156 224V223H155ZM188 224V223H187ZM190 224L191 225H193V224H195V223H191L190 222ZM189 224V225H190ZM223 223H221V225H222ZM258 224H259V227H258ZM21 225V224H20ZM57 225V226H58ZM83 225V224H82ZM121 225V224H120ZM139 225V224H138ZM176 225V226H175ZM202 225H203V223H202ZM206 225H208V223L206 224L205 223V226ZM210 225H212V224H210ZM217 225V224H216ZM216 225H215V227H216ZM233 225V224H232ZM247 225V226H246ZM59 226H58V228L57 229H59V230H57L58 232L57 233H59L60 234V236H61V234H62V229L60 230V228H59ZM128 226V225H127ZM144 226V225H143ZM183 226V225H182ZM219 226V225H218ZM230 226H231V224H230ZM252 226H254V228L252 227ZM30 227V226H29ZM33 227V226H32ZM32 227H31V229H32ZM74 227V226H73ZM86 226H85V228H87ZM90 227V229H92ZM98 227V226H97ZM119 227H121V226H119ZM162 227V228H163ZM190 227H194V225L193 226H190ZM207 227H209V226H206V228ZM212 227H214L213 225L211 226V227H209L210 229L212 228ZM228 228H229V224H228V226H227ZM246 227H248V228H246ZM2 228V227H1ZM18 228V227H17ZM26 228V227H25ZM74 228H76V225H75V227ZM130 228V227H129ZM169 228V227H168ZM181 228V227H180ZM196 228H197V225H196ZM203 227H201V229H202ZM208 228V230L207 229H205V230H207L208 231V233L212 236V237H214L211 233L212 232H210L211 230ZM218 228V227H217ZM217 228H215V229H217ZM258 228H259V231H257L258 230ZM263 228V229H262ZM27 229H29L28 227H27ZM51 229V230H52ZM56 229V228H55ZM88 229V232L89 231H92V233H93V231L94 230H89V228H87ZM96 229V228H95ZM100 229V228H99ZM99 229H96V230H98V234L99 233H101L102 232V230H99ZM125 229V228H124ZM127 229V228H126ZM125 229V231L127 232V230ZM131 229H133V227L131 228ZM153 229H154V231H153ZM153 229H151L152 230V232H156V233H158L157 231H156V229L155 228H153ZM185 229V228H184ZM184 229L182 230L184 233H186L187 234V232L190 234V231H192L191 230V228H188V229H190V230H187V228L185 229L186 230V232L184 231ZM18 230V229H17ZM37 230V231H38ZM50 230V235H51V233H52V231ZM65 229H63V231H64ZM135 230V232L134 233H132V235H130V236H133L134 234H136V235H134L136 238H135V240L137 239V237H138V235H139V233H137V230L136 229H134ZM138 230H141L142 231V233L145 235V232H146V235L148 236V234L150 235V234H152V233H150V231L148 232L147 230L145 231V229H142V228H139ZM178 230H179V228H178ZM195 231L194 232H196V229H194ZM200 230V229H199ZM210 230V231H209ZM253 230V231H254ZM263 230V231H262ZM3 230H0V233L2 232ZM6 231V230H5ZM15 232H16V230H14ZM27 231V230H26ZM35 230H33V231H30V232H32V233H30L29 231H28V233H30V234H33V232H34ZM36 231V232H37ZM46 231H45V233H46ZM55 231V230H54ZM60 231H61V233H60ZM67 231V230H66ZM71 231V230H70ZM74 231V230H73ZM125 231L123 230V231H121V232H119L120 233V235L122 236V232H124L125 233ZM132 231V230H131ZM140 231V232H141ZM167 231V230H166ZM168 231H167V233H168ZM200 231H203V229L202 230H200ZM199 231V232H200ZM207 231H206V233H207ZM212 231H214V229L212 230ZM230 231V230H229ZM246 231V230H245ZM260 231H262L261 232V234H260ZM18 232V231H17ZM39 232V231H38ZM65 232V231H64ZM95 232V231H94ZM95 232V233H96ZM117 232V231H116ZM117 232V234H119ZM130 232V231H129ZM161 232H163V231H161ZM179 232V231H178ZM226 232V231H225ZM7 234V231L6 232H4V233H2V236L4 237H6V236H8V235H6ZM27 233V232H26ZM56 233V231H55V234H57ZM68 233H70L69 231H68ZM81 233V232H80ZM80 233H77V234H80ZM87 233V231L85 232V234ZM105 233V232H104ZM103 233V234H104ZM108 233H109V230H108ZM123 233V234H124ZM142 233H140L141 235H143ZM177 233V232H176ZM180 233H182L181 231L179 232V234L177 235L178 236V240L177 241H175L174 239L175 238H173V240L175 241V242H178V241H180L181 239L179 238V235L180 236H182L183 237V233H182V235L180 234ZM205 233V232H204ZM207 233V234H208ZM220 232H218V234H219ZM229 233V232H228ZM253 233V234H252ZM3 234H5V235H3ZM15 235H16V233H14ZM41 234H42V232H41ZM54 234V235H55ZM71 234H72V232H71ZM76 234V236H75V242H76V246L78 247H83V251H84V246L86 245H88L89 244V241L86 243L85 241H86V239L84 240V238H87L88 236H86L84 233H81V234H84L86 237H84L83 235H77ZM96 235V238H97V236L98 237H100V235L102 234H100V235ZM102 234V235H103ZM107 234V233H106ZM115 234V233H114ZM114 234H112L111 232L108 234V236H106V235H103L102 237H104L105 238V240H106V238L107 237H109V236H111L110 238H108V239H111L113 236L115 237V235ZM164 234V233H163ZM166 234V233H165ZM168 234H170V233H168ZM167 234V235H168ZM172 234V233H171ZM188 234V235H189ZM201 234H203L202 232H201ZM200 233H199V235H201ZM206 234V235H207ZM208 234V235H209ZM230 234V233H229ZM236 234V233H235ZM263 234V235H262ZM43 236H44V233L42 234ZM46 235H48V231H47V233H46ZM45 235V236H46ZM65 235H66V232H65ZM69 236H70V234H68ZM75 235V234H74ZM73 234H72V236H74ZM93 236H94V233L92 234ZM144 235H143V237L142 236H140V238L142 237V239H140V241L141 240H145V238H144ZM166 235V236H167ZM191 235H192V233L190 234V236H188V237H191ZM205 235V234H204ZM204 235H202V237L204 236ZM207 235V236H208ZM215 235V234H214ZM217 235V234H216ZM223 235V234H222ZM225 235V234H224ZM223 235V236H224ZM258 235V236H259ZM14 236V235H13ZM18 236V237H17ZM16 237L17 238H21V236L19 237V234L17 235ZM23 236V235H22ZM32 236V235H31ZM36 236V235H35ZM37 236H39V234L37 235ZM42 236V238L43 239H45L44 237ZM52 236V235H51ZM59 236V237H60ZM67 236V235H66ZM65 236V237H66ZM71 236V237H72ZM91 236V235H90ZM93 236H92V239H95V237L93 238ZM124 236V235H123ZM134 236H133V238H134ZM151 236V235H150ZM149 236V237H150ZM172 236H174V235H172ZM177 236H176V238H177ZM193 236H195V235H193ZM197 237H195L196 238V241L197 240H199L200 241V237L201 236H199V238H198V235H196ZM205 237V240L207 239V242L210 244L211 242L212 243H214L213 241H215V240H209V237ZM210 236V238H212ZM220 237H221V235H219ZM222 236V237H223ZM230 236H232L231 237V239H237L236 238V236H239V235H230ZM235 236V237H234ZM257 236V235H256ZM261 236H259V238L260 239H258V241L257 242H259V243H257L256 245L255 244H252V246L253 247H251L249 244H250V241H249V243L247 244V242H245L244 241V239L245 238H248V236L247 237H244L243 239H241L242 237H238V242H237V240H236V243L234 244L233 243V241L235 242V240H227V238L226 237H224L225 238V240L226 241H231V243H233L232 244V247H234V245H235V247L237 246L236 244H239V247H240V251H238L239 250V247L237 246L236 248H237V250L236 249H234V248H231V250H235V251H238L237 253H235L236 255L239 253L240 255H239V257H242V255L244 256V258H247L246 256H249L251 253H252V255L254 256V254H258L259 255V253H260V251H259V249H261V252H262V248L264 247L263 246V244H264V237L262 238V240L263 241H261ZM15 237V236H14ZM32 237H34V236H32ZM31 237V238H32ZM48 237V236H47ZM50 237V236H49ZM84 237V238H83ZM102 237H100V239H102V241H103V238ZM116 237H118V235L116 236ZM129 237V236H128ZM158 237V236H157ZM164 237V236H163ZM170 237V236H169ZM216 237V236H215ZM214 237V238H215ZM228 237V236H227ZM7 238V237H6ZM9 238V237H8ZM7 238V239H8ZM24 238V237H23ZM30 238V237H29ZM30 238V239H31ZM34 238H36V237H34ZM121 238V240H122V237H120ZM120 238H119V240L118 241H120ZM124 238H125V241H126V239H127V237L125 236V237H123V242H124ZM130 239L132 238V237H129ZM128 238V239H129ZM133 238H132V240L131 241H133ZM159 238V237H158ZM162 238V237H161ZM166 238V237H165ZM164 238V239H165ZM184 238V237H183ZM192 238V237H191ZM191 238H189V239H191ZM224 238H223V240H224ZM240 238V239H239ZM27 239V238H26ZM25 239V240H26ZM37 239H39V242H41L40 241V239H41V237L39 238H37ZM58 239V238H57ZM67 239H70V237L69 238H67ZM71 239H73V237L71 238ZM70 239V240H71ZM74 239H73V241H74ZM90 240L91 242H95V241H97L98 242V240H99V242H101V245L105 242V240L103 241V243H102V241L98 238V239H96V240ZM130 239L127 241V242H130ZM150 239H151V237H150ZM160 239V238H159ZM169 239V238H168ZM167 239V240H168ZM180 239V240H179ZM185 239H187V237H185ZM184 239V241H186ZM216 239V238H215ZM217 239H218V237H217ZM217 239H216V241H217ZM220 240L222 239V238H219ZM229 239V238H228ZM9 240V239H8ZM5 240V241H3V239H0V245H6V243L8 244L9 243V241H10V243H12L11 241L13 240ZM18 240H22V239H18ZM33 240V239H32ZM35 240V242H36V239H34ZM60 240V239H59ZM66 240V239H65ZM116 242H115V241ZM114 240H111V242H114V243H111L112 244V246H116L115 244L118 242L115 238H114ZM138 240V239H137ZM136 240V241H137ZM153 240H155V238L153 239ZM163 240V239H162ZM166 240V241H167ZM192 241H195V240H193V239H191ZM190 240V241H191ZM201 240H203V239H201ZM222 240V241H223ZM260 240V241H259ZM16 241V243H17V240H15ZM24 241V240H23ZM63 241V240H62ZM86 243H84V242ZM149 241V242H148ZM148 241H146V242H148V243H150V240H148ZM158 241V240H157ZM157 241H154V242H156L157 244H158V242ZM160 241V240H159ZM172 241V240H171ZM184 241H181V242H183L184 243V245H185V243H186V245H185V247L183 248V249H187V250H181V253L182 252H184L185 251V254H186V252L188 251V247H190V244H194L193 242L191 243V242H189V241H187V242H184ZM222 241H220V242H222ZM226 241H224V243H227L228 244V242H226ZM241 241H242V243H241ZM6 242V243H5ZM19 242V241H18ZM58 242V241H57ZM64 242V241H63ZM71 242H72V240H71ZM122 242V241H121ZM121 242H118L119 243V245L120 244H122ZM135 242V241H134ZM153 242V243H154ZM163 242V241H162ZM164 242H165V240H164ZM164 242H163V244H164ZM181 242H180V244H181ZM190 243L189 244V246H187L188 244L187 243ZM198 242V241H197ZM196 242V243H197ZM203 242V241H202ZM206 242V243H207ZM220 242H217V243H220ZM263 243V244H261V243ZM4 243V244H3ZM13 243L15 244V242L13 241ZM59 243H60V241H59ZM65 243V242H64ZM67 243H68V241H67ZM72 243H74V242H72ZM81 243H82V245H83V243H84V246H82L81 245ZM106 243V242H105ZM104 243V244H105ZM109 243V240H108V242L106 243V244H108ZM126 243V242H125ZM125 243H123V246H125L126 244ZM131 243V242H130ZM204 243H205V241H204ZM203 243V244H204ZM216 243V242H215ZM214 243V244H215ZM246 243V244H245ZM251 243H253V242H251ZM71 244V243H70ZM92 244H94V243H92ZM92 244H89V246H87L88 248H90V246H96L95 248H93V250L94 249H96L97 250V252H99L98 251V248L100 247H98L97 245H92ZM114 244V245H113ZM151 244H152V241H151ZM198 245L200 244V242L199 243H197ZM202 244V245H203ZM209 244H207V245H209ZM213 244V245H214ZM245 244V245H244ZM260 244V245H259ZM15 245H17V244H15ZM37 245H38V243H37ZM59 245V244H58ZM81 245V246H80ZM99 245H100V243H99ZM109 245V244H108ZM130 245H133V244H130ZM144 245V244H143ZM161 245V244H160ZM159 245V246H160ZM166 245V244H165ZM169 245H172L171 243L169 244ZM168 245V246H169ZM175 245H176V243H175ZM175 245L173 246V247H175ZM181 245H183V244H181ZM183 245V246H184ZM201 245V244H200ZM206 245V244H205ZM211 246H212V244H210ZM221 245H222V243H221ZM229 245V244H228ZM227 245V246H228ZM258 245H259V247H258ZM62 246V245H61ZM61 246H59V248L61 247ZM86 246H85V251L87 252V248H86ZM121 246V245H120ZM119 246V248H121L122 249V247H120ZM134 246V245H133ZM132 246V247H133ZM141 246V245H140ZM152 246V245H151ZM154 246H155V244L152 246L153 248H154ZM194 246H196V245H194ZM210 246V247H211ZM260 246H262V248L260 247ZM1 247V246H0ZM98 247V248H97ZM118 247V246H117ZM127 247V246H126ZM131 247V246H130ZM135 247V246H134ZM145 247V246H144ZM148 247H150V246H148ZM156 247H158V246H156ZM224 247L225 248H227L226 246H225V244H224ZM229 247H231V245L229 246ZM243 247V248H242ZM257 247V248H256ZM7 248V247H6ZM65 248L66 249H68V251H70L69 250V248H67L66 246H65ZM80 248H78L81 252H83ZM101 248H103L102 246H101ZM101 248H100V250H101ZM104 248H105V245H104ZM136 248V247H135ZM139 248V247H138ZM151 248V247H150ZM161 248H163V247H161ZM166 248V247H165ZM181 248V249H182ZM214 248V247H213ZM212 248V249H213ZM249 248H252V250H250ZM2 250H4V251H6V249H3V248H1ZM0 249V251H2ZM10 249V248H9ZM16 249V248H15ZM64 249V248H63ZM72 249V248H71ZM87 249V250H86ZM92 249V248H91ZM142 249V248H141ZM190 249H191V247L189 248V251H190ZM198 249H201V246H200V248H198ZM198 249H196V251L198 250ZM215 249V248H214ZM257 249H258V253H255V252H257ZM73 250V249H72ZM92 250V252L93 253H91V250L89 249V253H91V255H90V257L93 255V258L94 259H96V257L98 256H94V254L95 253H97L95 250L93 251ZM123 250V249H122ZM126 250V249H125ZM130 250V249H129ZM143 250V249H142ZM155 250V249H154ZM166 250V249H165ZM164 250V251H165ZM206 250H208V248H206ZM206 250H205V252H206ZM209 250H211V249H209ZM219 250V248L218 249H216V251H215V253L216 252H219L218 251ZM222 250V249H221ZM263 250H264V248H263ZM111 251V250H110ZM109 251V252H110ZM115 251V250H114ZM145 251V250H144ZM143 251V252H144ZM151 251V250H150ZM196 251H194V252H196ZM214 251V250H213ZM227 251H228V249H227ZM234 251V252H235ZM250 251V252H249ZM3 252V251H2ZM88 252H87V256H88ZM103 252V251H102ZM127 252V251H126ZM131 252V251H130ZM136 252V251H135ZM147 252V251H146ZM149 252V251H148ZM147 252V253H148ZM159 253H162L161 251H158ZM191 252V251H190ZM201 252V251H200ZM223 252V251H222ZM229 252H230V257H231V254H232V251H230V249H229V251L227 252V254H229ZM245 252L247 253L246 255H244L245 254ZM7 254H8V256H7V258L6 257H3L4 258V260L5 259H7V261H4V260H0V264H16V262L14 263V262H11L12 260H10V259H14V260H16L17 258H14V257H18V254H19V252H17L16 250H13V248L10 250V251H8V252H6ZM67 255H68V253L67 252H65ZM100 253V252H99ZM108 252L106 251L105 252V254H106V256H104L105 254L104 253H102V256H104L103 258H102V256H101V259L99 258L100 256H98V258H99V260L98 261H100V260H104V262L106 263V262H108L109 260L111 261L112 259H114L113 257L111 258L110 256H108L109 255V253L107 254ZM111 253H112V255H117V253L118 252H116V254H113V252L111 251ZM111 253H110V255H111ZM120 253V252H119ZM123 253V252H122ZM150 254H152L151 252H149ZM155 253H157V252H155ZM165 253V252H164ZM188 253V252H187ZM193 253V252H192ZM191 253V254H192ZM196 253H198V252H196ZM207 253V252H206ZM214 253V252H213ZM248 253H249V255H248ZM1 254V253H0ZM3 254H5V253H3ZM6 254V255H7ZM21 254V253H20ZM29 254V253H28ZM71 254H72V252H71ZM132 254V253H131ZM133 254H135V253H133ZM138 254V253H137ZM153 254H154V252H153ZM166 254V253H165ZM180 254V253H179ZM184 256H185V254L184 253H182ZM191 254H186V258L189 256V258H188V260H190V258L192 257L191 256ZM199 255L198 256H196L197 258L200 256V254L201 253H198ZM217 254V253H216ZM224 254V253H223ZM5 255V256H6ZM59 255V254H58ZM125 255V254H124ZM157 254H155V256H156ZM158 255H160L159 257H156L155 258V261H156V259L158 260L159 259V261H160V259L162 258L161 256H162V254H158ZM157 255V256H158ZM175 255V254H174ZM182 255V256H183ZM193 256H195L194 254H192ZM205 255V254H204ZM206 255H208V254H206ZM205 255V256H206ZM210 255H213L214 256V254H210ZM233 256L232 257H234V254H232ZM236 255H235V258L233 259V260H235L236 259ZM255 255V256H256ZM262 255H264V253L262 252ZM262 255H259V257L260 256H262ZM33 256V255H32ZM32 256H28V257H30L29 259H31V257ZM69 256V255H68ZM68 256L66 257V256H64L65 257V259L64 260H59V259H61L60 257L61 256H58V261L59 262H61V264H67V263H69V259L70 258H68ZM140 256V255H139ZM139 256H138V259H139ZM163 256H165V258L163 257L162 258V261H163V259L168 263V261L170 262V263H168V264H172V261L175 259V261L176 260H178L177 262L179 263V264H181L180 263V259H178V258H181V257H175L174 259L171 257H169V259L168 258H166V257H168L169 256V254H168V256H166V255H163ZM178 256V255H177ZM180 256H181V254H180ZM184 256L182 257L183 259H184ZM212 256V257H213ZM217 256H221V254L219 255V254H217ZM254 256V257H255ZM1 257H2V255H1ZM0 257V258H1ZM27 257V258H28ZM64 257H62V259L64 258ZM71 257L74 259V256L73 255H71ZM89 257V256H88ZM89 257V258H90ZM108 257V258H107ZM110 257V258H109ZM116 257V256H115ZM118 257H120L119 255H118ZM129 257V260H130V256H128ZM134 257H136L135 255H134ZM141 257V256H140ZM143 257H144V255H143ZM161 257V258H160ZM210 257V256H209ZM216 257V256H215ZM21 258H23V256H21L20 257V259ZM35 258V257H34ZM33 258V259H34ZM71 258V259H72ZM97 258V259H98ZM106 258H107V260H106ZM148 258V257H147ZM151 258H153L152 260L154 261V257H151ZM177 258V259H176ZM181 258V259H182ZM192 258H194V257H192ZM203 258H205V257H203ZM211 258V257H210ZM221 258V257H220ZM243 258V257H242ZM242 259L241 260V258H240V260L241 261H244L245 262V260H247V259ZM249 258H252L251 257V255L249 256ZM248 258V259H249ZM256 258L257 257H255L254 258V263L256 264V262L255 261H258V260H256ZM20 259H19V257H18V261H20ZM37 258H35V260H36ZM46 259V258H45ZM44 258L43 259H41V260H39V264H47L48 263V261L50 262L49 264H51L52 263V261L51 260H48L47 259V262H46V260H45ZM70 259V260H71ZM125 259V258H124ZM134 259V258H133ZM138 259H135V262L136 261H138ZM202 259V258H201ZM209 259V258H208ZM207 259V260H208ZM213 259V258H212ZM216 259H217V257H216ZM215 259V260H216ZM224 259V258H223ZM239 259V258H238ZM259 259V258H258ZM9 260V261H8ZM27 260V259H26ZM42 260H44L45 261V263H44V261H42ZM106 260V261H105ZM140 260V259H139ZM149 260H150V258H149ZM185 260V259H184ZM193 261H194V259H192ZM192 260H191V262H192ZM197 260H199V258L197 259ZM196 260V261H197ZM203 260V262L206 260H204V259H202ZM219 260V259H218ZM218 260H216V261H218ZM250 260V259H249ZM251 260H253V258L251 259ZM250 260V261H251ZM260 260H261V258H260ZM4 261V262H3ZM24 260H21L20 262H22V264H24V262H23ZM37 261H38V259H37ZM41 261H42V263H41ZM72 261V260H71ZM74 261H76L75 263H77V261H79V260H74ZM92 261V262H91ZM93 261H94V264L96 263L95 262V260H92V258L90 259V261L89 262H85L84 264H89L90 262V264H93ZM110 261L108 262V264L110 263ZM128 261V260H127ZM155 261H154V263H155ZM158 261V262H159ZM162 261H160V263L162 262ZM175 261H173V263L175 262ZM183 260H181V262H182ZM201 261V260H200ZM199 261V262H200ZM214 261V260H213ZM237 261H239V260H237ZM248 261V260H247ZM250 261H249V263H250ZM59 262H58V264H59ZM63 262V263H62ZM103 262V263H104ZM113 262H116V261H113ZM112 261H111V263L110 264H112L113 263ZM119 264L121 263L120 261H117ZM132 262V261H131ZM157 261H156V263H158ZM164 262V261H163ZM176 262V263H177ZM188 261H187V259H186V262H182V264H185V263H187ZM210 262H211V260H210ZM225 262V261H224ZM259 262V261H258ZM257 262V263H258ZM36 263H38V262H36ZM35 263V264H36ZM74 264V262L72 261V262H70L69 264ZM97 263H101V261L100 262H97ZM118 263H116V264H118ZM124 263V262H123ZM126 263V262H125ZM155 263V264H156ZM159 263V264H160ZM167 263H162V264H167ZM190 263V261L187 263V264H189ZM194 262H192V264H193ZM207 263V262H206ZM239 263H241L240 261H239ZM18 264H20L19 262H18ZM25 264H28V263H26L25 262ZM53 264V263H52ZM55 264H57V263H55ZM83 264V263H82ZM114 264V263H113ZM129 264V263H128ZM131 264V263H130ZM133 264H135V263H133ZM136 264H138V263H136ZM142 264V263H141ZM149 264V263H148ZM175 264V263H174ZM194 264H196V263H194ZM199 264V263H198ZM204 264H205V262H204ZM208 264H209V261H208ZM216 264V263H215ZM219 264V263H218ZM246 264H248V262L246 263ZM252 264V263H251Z\"/></svg>","mask_w":264,"mask_h":264},{"label":"rangeland","instance_id":"rangeland-1","mask_svg":"<svg viewBox=\"0 0 264 264\" xmlns=\"http://www.w3.org/2000/svg\"><path fill=\"white\" fill-rule=\"evenodd\" d=\"M80 1H82L81 3H80ZM79 1V4H77L78 2H77V0H0V93H2V96H3V93L5 94L6 93V95L8 94V97H9V95L10 96H15V95H20L21 93H25V92H27V91H31L33 94L32 95H34V97L32 96V102H35L36 101V104L38 103V102H40L39 101V98L41 97V99L40 100H42L44 97H47V98H44V99H46V102H47V107L45 108L46 109V112L44 111V113L42 114V112H40L41 113V115L40 114H37L36 113V115H38V116H36L37 118L35 119L36 120V122H38V123H41L42 122V120L41 119H39V118H43V121L46 119V120H49V116L48 115H50L51 113H52V115H53V117L55 118H58V119H56V121H58V120H64L65 122L67 121V119H68V121L66 122V123H68L69 121H70V119H72L71 117H70V119L68 118V115L70 116V114H67L66 112H70L71 113V109L73 108V104H74V102H75V100L78 98V100L80 99V98H83V97H81V95L83 96V95H88V93L87 92H84V94L82 93H75L74 95H73V93H70V92H68V90H69V85L70 84H68V80H69V82H70V78H71V82H80V80L81 79H84V77H86L87 78V80L91 77H95V78H97V73H99L100 75L98 76V81H95V80H97V79H95L94 80V82L96 83V85H94L95 86V89L94 88H92V89H94V95H95V100L96 99H102L103 101L107 98L106 96L107 95H110V92L111 91H113V92H116V94L117 93H119L120 92V86H118V85H122L123 83H124V81H122V80H120L121 82H120V84L118 83V81L116 80V77H117V71H119L118 69H116V68H123L124 69V67L123 66H120V65H124L125 64V59L126 58H124V61L122 62L121 61V59H122V56H121V58L120 59H118L117 61H115V62H117L116 63V66H117V64L119 63V65L116 67V68H114V74H113V69L112 68H110V69H112V71L110 70V72H112V74H110V72H107V70H104V72H102V73H100V70L99 71H97V69H98V67L97 66H103V67H105L106 65L107 66H110V65H108L109 63H111L109 60H108V58H107V56L109 55V53H110V51H114V48L113 49H111V50H109L108 48H112L113 46L112 45H110V47H109V45H107L106 44V41H110L111 39L109 38V36L108 37H106V36H103L104 35V33H106L107 31H111V30H113L114 31V34L111 36V38L113 37V38H116V39H118L121 35H122V30H121V27L122 26H124V27H128V25H126L125 26V23H124V21H118L117 19L115 20L114 19V21L112 22V20L110 21V18L111 17H109V19H108V14L110 13V12H115L113 9H115L116 7V5L115 4H117V2L118 3H121V5H122V3L124 4V2H126V0H112L113 2L112 3H110L111 1H109V0H80ZM108 1H109V3L110 4H113V5H111V6H113V7H115V8H113V7H109V4H108ZM116 3H115V2ZM131 1V0H130ZM135 1V0H134ZM137 1V0H136ZM133 2V0L131 1V2H129V3H132ZM140 2H142V1H140ZM134 3V2H133ZM137 4V3H136ZM145 4V3H144ZM120 4L119 5H117V10H119V11H122V10H124L123 11V13H126V14H129L128 15V21H132L133 23H134V21L136 20V16H139L137 13H136V15L134 14L135 12H137L135 9H129V5H133V4H129V5H127V7H128V9L129 10H126L125 8L124 9H122V6H121ZM126 5V4H125ZM125 5H123V7L125 6ZM139 5H141V4H139ZM148 5V7H149V4H147ZM138 6V5H137ZM164 6V5H163ZM162 6V7H163ZM147 7V6H146ZM165 7V6H164ZM119 8V9H118ZM133 8H135V5H134V7ZM145 8V7H144ZM140 9H141V7H140ZM157 9V8H156ZM165 9V8H164ZM167 9V8H166ZM146 10V9H145ZM160 10H161V8H160ZM159 10V11H160ZM163 10V9H162ZM155 11H158V10H155ZM164 11H166V10H164ZM168 11V10H167ZM139 12V11H138ZM147 12V11H146ZM153 12V13H152ZM162 11H160V13H161ZM115 13H117V12H115ZM122 13V14H123ZM148 13H151L152 15H154V11L152 10L151 12L149 11ZM147 13V14H148ZM155 13H159V12H155ZM201 13V12H200ZM200 13H199V15H200ZM124 15V14H123ZM156 15V14H155ZM158 15V14H157ZM61 17V19L60 18H56V17ZM109 16H111V15H109ZM117 16H115V18H116ZM121 17H123V16H121ZM124 18V17H123ZM122 18V19H123ZM170 19H172V18H170ZM121 20V19H120ZM138 20V19H137ZM173 21V20H172ZM121 22L122 23H124V24H122V26L120 27V25H121ZM132 22L130 23V24H132ZM170 22V21H169ZM95 23H96V26H95ZM127 23H129V22H127ZM126 23V24H127ZM177 25V24H176ZM176 25H175V23H174V25H167L168 27L165 29L166 31V33H164V29H162V34H161V36L163 37V35L164 34H166V35H164V36H167V34H169V32L170 31H173V30H175V29H177V27H176ZM119 27H120V29H119ZM174 32V31H173ZM191 32V31H190ZM190 32H187V33H190ZM170 34H172V35H170ZM169 34V36L170 37H168V38H170V39H168V41L167 42H165L166 43V47H169L170 45H171V39L172 38H174L175 37V35H174V37H173V33H170ZM180 36H181V34H180ZM69 37H73L74 38V40L76 41L74 44L72 43V45L70 44V39H69ZM163 39V38H162ZM165 39V38H164ZM163 41V40H162ZM108 43H110V42H108ZM164 43V41H163V44H165ZM116 44V43H115ZM156 44H158V46L156 45ZM159 44L160 43H153V46H157V47H159ZM163 44H161L160 46L162 47V45ZM108 48H107V47ZM150 46H152V45H150ZM152 46V48L150 47L149 49H152V50H155L154 48L156 47H153ZM164 47H165V45H163ZM115 47V46H114ZM164 47H162V48H164ZM175 47V46H174ZM179 48H180V45L178 46ZM177 47V48H178ZM32 49H35V51H32ZM74 49H77L78 50V53H76V52H74L75 50ZM148 49V50H149ZM160 49V48H159ZM151 50V51H152ZM157 51H158V48L156 49ZM126 52V51H125ZM154 52V51H153ZM26 53L27 54H30V56L32 57L31 59H29V61L27 62V63H24V62H22V60L24 59V56L26 55ZM31 53H33V54H31ZM114 53V52H113ZM128 53V52H127ZM130 53V52H129ZM128 53V54H129ZM151 53V52H150ZM155 53H156V51H155ZM76 54H78V55H76ZM112 54V53H111ZM122 54H124V52L122 53ZM153 53H151V55H152ZM117 55H119V52H118V54H116V55H110L111 56V58H113L114 59V57H117ZM125 55V54H124ZM130 55V54H129ZM129 55H127V56H129ZM133 55V54H132ZM132 55H131V57H132ZM78 56H84V62H85V66H84V64H80L81 63V59L79 60V58H78ZM158 56H159V54H158ZM26 57V56H25ZM126 57V56H125ZM154 57V56H153ZM133 58H136L134 55H133ZM133 58H132V60H133ZM155 58V57H154ZM187 58V57H186ZM108 61V63L106 64L105 63V61L106 60ZM128 59H130V57L129 58H127V61H126V63H128ZM137 59V58H136ZM159 59V58H158ZM184 59H185V57H184ZM131 60V59H130ZM131 60V61H132ZM135 60V59H134ZM153 60H156V58L155 59H153ZM188 60H190L189 59V56H188ZM188 60H186V61H188ZM106 61V62H107ZM111 61H112V59H111ZM77 62L79 63V64H77ZM114 62V63H115ZM82 63H83V61H82ZM113 63V62H112ZM111 63V64H112ZM120 63H124V64H120ZM66 64V65H65ZM67 64H70V65H67ZM106 64V65H105ZM83 65V66H82ZM115 65V64H114ZM111 66H113V64L111 65ZM110 66V67H111ZM102 67V68H103ZM101 68V67H100ZM107 68V67H106ZM105 68V69H106ZM122 69V70H123ZM101 70H103V69H101ZM121 69H120V72H118V76L123 72ZM27 73H29V81L27 82V83H25V81H24V75L25 74H27ZM120 73V74H119ZM111 76H110V75ZM123 74V73H122ZM122 74L119 76V78L121 77L122 78ZM84 76V77H83ZM124 76V75H123ZM128 77V76H127ZM68 79V80H67ZM94 79V78H93ZM118 79V78H117ZM123 79H124V77H123ZM129 80H130V78H128ZM127 79V81H129ZM92 80V79H91ZM67 81V82H66ZM82 81V80H81ZM89 81H90V79H89ZM66 82V83H65ZM70 82V83H71ZM122 83V84H121ZM125 83H126V80H125ZM124 83V84H125ZM130 82H128V84H129ZM67 84V85H66ZM127 84V85H128ZM66 85V86H65ZM123 86V85H122ZM65 88V89H64ZM68 89V90H67ZM65 90V91H64ZM22 91V92H21ZM67 92V93H66ZM112 92V93H113ZM15 93V94H14ZM86 93V94H85ZM73 96H72V95ZM78 94V95H77ZM1 95V94H0ZM67 95H69V96H67ZM70 95H71V97H70ZM79 95H80V98H79ZM118 95V94H117ZM78 96V97H77ZM75 98V99H73V98ZM106 97V98H105ZM112 97V96H111ZM143 97V96H142ZM141 97V98H142ZM145 97H146V99H147V96L145 95ZM144 97V98H145ZM34 98H35V100H34ZM71 98V99H70ZM149 98V97H148ZM37 99H38V102H37ZM43 99V100H44ZM108 99V98H107ZM106 99V100H107ZM71 100L73 101V103L71 102ZM77 100V101H78ZM98 100H96V102L98 101ZM105 100V101H106ZM108 100H110V101H112L111 100V98H109ZM80 101V100H79ZM78 101V102H79ZM104 101V102H105ZM109 101V102H110ZM44 102V101H43ZM46 102H45V104H46ZM95 102V101H94ZM95 102V104L93 103V102H91V103H89V106L90 105H92L91 107H89L87 110H86V115L85 116H87L89 119H91L92 117H93V119H96L98 122L97 123H100L99 125H104L105 124V122H106V120H102V117L100 116V110L102 111V106H98V103H96ZM99 102V101H98ZM101 102V101H100ZM62 103V104H61ZM88 103V102H87ZM86 103V104H87ZM103 103V102H102ZM102 103H99V104H102ZM117 103L118 102H116L115 103V105H114V113H116V115H117V117L115 116H112V114L110 113L109 114V112H110V110L112 109V108H110V110H109V112H108V114L111 116V117H114V120H116V119H119L121 122H124L125 121V119L124 118H126V120H127V122H130L131 120H129V119H131V109L129 108V109H126L125 108V106H123L121 103H120V105H122L125 109H126V111L124 110L123 111V109L122 108H120V105H119V108H118V105H117ZM63 104H65V105H63ZM105 104V103H104ZM106 104H107V102H106ZM110 104V103H109ZM109 104H108V106H109ZM71 105H73V106H71ZM103 105V104H102ZM126 105V104H125ZM128 105V104H127ZM1 106V105H0ZM62 106H64V107H62ZM84 106V105H83ZM105 107L107 106V105H104ZM107 106V107H108ZM45 107V106H44ZM72 107V108H71ZM85 107V106H84ZM105 107H103V108H105ZM113 107V106H112ZM129 107V106H128ZM66 109V110H65ZM68 109H70V110H68ZM108 108H106V110H107ZM122 109V110H121ZM1 110H3L2 112L4 113L5 111H4V109H0V114H1ZM122 111L121 113H120V117H118L119 116V111ZM50 111V112H49ZM63 111V112H62ZM85 111V110H84ZM104 111V113H105V109L103 110ZM102 111V112H103ZM129 111H131L130 113H129ZM97 112H99L98 114H99V116L101 117V118H99V116L97 115ZM123 112H126V113H123ZM63 113H65V114H63ZM89 113V116L87 115ZM103 114V113H102ZM108 114L106 113V114H104L103 115V117L105 118V119H107V120H109L108 122H110L111 121V117L110 116H108ZM122 114V115H121ZM129 114H130V116H129ZM39 115H40V117H39ZM45 115H47V116H45ZM62 117H61V116ZM65 115H67V116H65ZM127 115H128V117H127ZM65 116V117H64ZM72 116V115H71ZM122 116H124V117H122ZM126 116V117H125ZM47 117H49V118H47ZM63 117H64V119H63ZM116 118V119H115ZM37 119H39L38 121H37ZM66 119V120H65ZM44 121V122H47V121ZM114 120L113 121H111L110 123H111V126H110V123L109 124H106L107 126H103L102 127V130L104 131V129H105V133L106 134H103L102 132H101V129H97L96 131H97V133H95L96 135H95V139L99 136V137H101V135H102V137L101 138H97L98 140H102L103 138H104V141L105 142H107L108 140H109V142H114V141H112V140H119V141H121L120 139H123L124 140V137L125 138H127V136H128V134H129V128H128V134H127V132L124 130V128H123V130H121L120 129V125H121V122L119 123L120 125L118 126L117 125V123L119 122L118 120H116V121H118V122H114ZM4 121V120H3ZM61 121V122H62ZM95 121V120H94ZM112 122H114L113 124H112ZM126 122V123H127ZM153 122V121H152ZM155 122V121H154ZM5 123V122H4ZM66 123H65V125H66ZM101 123H104V124H101ZM158 123V122H157ZM3 124V123H2ZM9 124V123H8ZM8 124H7V126L5 125V126H3V127H1V133H0V143L1 142H3L4 141V139H6L7 140V138L9 139H11L12 140V138H13V140L15 141V138H17V139H19V133H17L18 132V130H15V131H13V134H11V132H12V130H11V128L13 127V126H11L10 124H9V127H8ZM115 125H116V127H115ZM131 125H132V123H131ZM154 125H155V127H156V125L158 126L159 124H156V123H154ZM154 125L152 126V123L150 124V126H152V127H154ZM60 126V125H59ZM109 126V127H108ZM122 126H125V122L122 124ZM121 126V127H122ZM61 127V126H60ZM59 127V129H58V126H56V127H53L52 128V126L49 128V127H47L48 129H45L44 128V132H45V134H44V132L42 131V133H41V131L39 130L38 132V134H40V137L41 138H44V136H45V139H43L42 141H43V144H42V142L40 143L42 146L44 145V142H45V140H47L50 136L52 137V140H53V138H55V137H57L58 139H60V137L59 136H61L60 135V133L62 134V137L61 138H64V139H66V140H58L57 138V140L56 139H54L56 142H58L55 146L57 147V152H61L60 154H62L61 156H60V154L59 153H57L56 152V150H55V148H53V150L50 148H48L47 146H46V143H45V145L39 150L40 152H42V154H44L43 156H42V154H40L39 153V151H36L35 153L37 154V153H39L40 154V156H41V158H42V161L46 158V160L51 156V157H53L52 159H53V161H52V159H51V157L48 159V161L50 160L51 162H48V163H44V165H45V167L46 166H48V167H50L49 165H47V164H50V163H52V165H53V162H55L56 160V158L57 157H59L58 159L59 160H61V157H62V159H63V161H61V165L63 166V168H62V166H61V168H62V170H64V174L63 175H65L64 177L66 178V177H68V178H70L72 175H74V174H79V175H81V173H83V172H80V171H83L82 169L84 168V161L85 160H88L87 158H89V157H92L93 159H94V157L95 158H98L99 157V154H100V157H101V152H97V151H100V149L99 150H97V151H95V153L94 152H92L94 155H92V156H90L89 155V152L91 153V151H88V155H89V157H87L86 155H87V152L83 155V160L80 162L81 163V165H79V163H77V164H74V161H73V154H72V152L70 151V149L67 147V146H65V145H63V141H67L68 139L70 140V136L71 135H69V133L70 132H72L71 130H70V132H69V129L71 128L70 126V128L68 127L67 129H66V127L64 128V127H62V128H60ZM119 127V128H118ZM125 127H127V125L125 126ZM153 128L154 130H157V128L158 127H156V128ZM15 127H13V129H14ZM55 128H57V130H59V132L57 131V132H54L53 130H55ZM66 129V133H65V131H63L64 129ZM104 128V129H103ZM106 128H112L111 129V132H110V130L109 129H106ZM160 128V127H159ZM61 129V130H60ZM126 129V128H125ZM133 129H135V128H133ZM161 129V128H160ZM159 129V130H160ZM11 130V131H10ZM42 130V129H41ZM46 130V131H45ZM49 130V131H48ZM115 130V131H114ZM117 130V131H116ZM121 130V131H120ZM127 130V129H126ZM136 130H137V128L135 129V131H134V133L136 132ZM61 131H63V132H61ZM86 131V130H85ZM85 131H83V132H85ZM95 131V132H96ZM98 131H99V133H98ZM107 131V132H106ZM138 131H139V129H138ZM137 131V133H135L134 135L136 136V135H138L137 137L139 138V139H136V138H134L133 137V135L130 137H128L127 139H132V138H134L135 140H133V141H129L128 140V143H130V145H131V143H132V146H133V142L134 141H136L137 140V142H135V144H134V146H135V148H136V150H137V147L136 146H138V141H140L141 142V139H143L142 140V144H141V146L142 145H144V144H146L147 145V143L149 144V145H151L152 143H153V141H152V139L148 136V137H145V136H142V132L141 131H143V130H141V131H139L140 133H141V135H140V133ZM164 132H165V130H163ZM51 132L52 133H54V135L53 134H51ZM67 132H69V133H67ZM101 132V133H100ZM230 132H234V130H231ZM229 132V134H231ZM237 132V131H236ZM8 133H10V134H8ZM16 133V134H15ZM48 133H50V136H49V134ZM64 133V134H63ZM87 133H89V131H87ZM87 133H85V135L88 137V135L90 134H87ZM94 133V132H93ZM15 134V135H14ZM17 134H19L18 136H17ZM37 134V137L39 136ZM42 134V135H41ZM44 134V135H43ZM47 134V135H46ZM57 136H56V135ZM71 134V133H70ZM83 134V133H82ZM97 134H98V136H97ZM100 134V135H99ZM124 134H126V135H124ZM129 134V135H130ZM228 134V133H227ZM9 135H11V136H13V137H11V136H9ZM59 135V136H58ZM66 135V136H65ZM69 137H68V136ZM124 135V137H122ZM139 135H140V137H139ZM8 136V137H7ZM55 136V137H54ZM64 136V137H63ZM231 136V135H230ZM238 136H239V133H238ZM51 137L49 138V139H51ZM65 137H68V138H65ZM47 138V139H46ZM88 138H90V137H88ZM141 138V139H140ZM229 138V137H228ZM234 138V137H233ZM235 138H236V140L238 139V137L237 136H235ZM9 139V140H10ZM95 140V141H97V142H95V143H97V144H99L100 142H101V144L103 143V141H101L100 140V142L98 141V140ZM127 139L125 140V141H127ZM10 140V141H11ZM20 140H22L21 139V137H20ZM53 140V141H54ZM107 140V141H106ZM122 140V141H123ZM235 140V139H234ZM254 140V142H255V146H253V147H251L250 149H247L246 148V154L248 153L249 154V156H250V158L248 159V162L249 161H251V160H253V162H256V161H258L259 160V158H261V156H262V158H263V155H261V149L263 150L264 149V146H260V139H257V140H255V139H253ZM9 141V142H10ZM60 141V142H59ZM16 144H18V145H15L14 147L13 146H11V147H8L7 148V150H4L3 149V147H2V149L0 150V155H2V154H4L5 152L4 151H7L8 152V150L11 148V149H13L12 151H15V153H17V154H19L20 152H23V151H25V150H23L24 148H26V144L25 145H23L24 144V141L22 140V141H17L16 140ZM23 142V143H22ZM64 142V143H65ZM149 142H151V144L149 143ZM3 143H5V142H3ZM11 144H12V142H10ZM6 144V143H5ZM15 144V142L13 143V145ZM39 144V145H40ZM48 144V143H47ZM63 145V147H66V148H64V150L62 149V146H60V148L57 146V145ZM96 144V145H97ZM257 144H259V145H257ZM7 145V144H6ZM23 145V146H22ZM148 145V146H149ZM148 146H145V150L148 148ZM24 147V148H23ZM48 149H47V148ZM138 147H140V145L138 146ZM147 147V148H146ZM68 148V149H67ZM132 148V147H131ZM130 148V150H132V152H133V149H135L134 147H133V149H131ZM152 148V147H151ZM260 148V149H259ZM11 149L9 150V152L11 151ZM45 149H47V151L45 150ZM61 149V150H60ZM148 149H150V147L148 148ZM152 149H156V148H152ZM152 149L151 150H148V151H144V152H146V153H150V151H152ZM48 150L50 151V150H52L53 152H56V153H54V155L52 154L53 152L52 151H50L49 153H48ZM60 150V151H59ZM63 150V151H62ZM138 150H139V148H138ZM138 150L137 151H134L135 153H134V155L135 156H137V157H139V158H137V157H135L134 155H133V153H132V155L134 156V157H132V155H131V159H130V156H126V155H129L130 154V152H129V154H126V155H124V156H121L122 158H121V160L120 159H118V161H116L115 160V165L117 164L116 162H119L118 164H119V166L121 165V166H123L124 168H127L126 170H127V172L128 173H125V176H129V178H130V176H131V179H129L128 177H125V178H123L124 180L122 181V177L123 176H120V178L119 177H116L115 178V180L116 179H118V180H114L113 179V174H110V170H112V168L113 167H110L109 169L110 170H108L107 171V173L106 174H104V175H106V179H110V178H107L108 176H112V180H108V181H106L105 179H103L102 181H101V178L99 177L100 176V173L98 172V175L99 176H95L96 178H98L97 180V182H95L96 181V179L94 178L93 180V182H91L92 180H90V182L91 183H94V184H91V185H94L95 186V183H97L96 185V188H98V189H96L95 187V191L93 190V188L91 187V186H89L90 185V183L89 182H86V183H89L88 184V189L86 190V191H88V190H90V191H92V193H90L89 191H88V193L84 190L83 192H85V194L83 193L82 194V191H81V195L78 197V198H76L77 197V195L75 196V199H72V201L73 202H77V201H79L80 200V197L83 199L84 197H86L87 199H85V200H87V201H90V202H92V203H94L95 202V200H96V202H95V204H94V206H97L98 205V207H92L91 209H90V212H89V214L92 216L93 215V217H94V215H96L95 217H97L96 218V221H95V218H94V222H92L93 224H97V225H95V227H91V225L89 224V222L87 223V224H89L90 226L89 227H87V224L85 225V223H83L82 222V224H81V222H80V220L82 221V219L84 220V217H82V216H84V212H82V214H81V211H82V208H81V203L79 204V203H77V204H73L72 203V201H71V198L68 196V197H66V198H69V199H67L68 200V202L66 201V198L65 197H62L63 198V202L65 203V206L62 208V211H60L59 209H58V207H54V206H52L51 204H52V202L54 203L55 201H56V195H58L59 196V194L61 195V193L59 192L61 189V187H59V186H61L58 182H57V180H56V182H55V180L53 179V183H47V182H45L46 180H44V177H43V174H41L40 173V169H41V167H42V165H41V167H37L36 166V170H37V172L39 173V177H40V179H42V180H44L43 182L42 181H39L38 182V179H36V180H33V184H31V185H34V186H37L38 187V189H35V190H39V188H40V185L38 184V183H40V184H45V185H42V188H41V190L40 191H38V193L40 192L41 194L43 193L45 196H47V199L43 202V201H39V199H37V198H39V197H37V196H39V195H37L38 193L36 192V195H35V197H37V198H35L34 197V194H32V196H33V199L34 200H32L31 198H32V196H31V198H30V200H27V202L28 203H26L25 204V206H26V208H25V206H24V208H23V210L24 209H27V207L29 206L30 207V209H31V211H32V214H27L25 217H27V218H22V219H19V218H21V216L19 215V216H16V218H13V219H15V220H13L12 219V216L10 215V210L11 209H13V207L11 208V206H9L10 207V209L7 211V210H4V211H1L0 210V214H1V216H0V230H3L1 233H0V239H3V241H5V240H12L11 242L12 243H10V241H9V243L7 244L6 242V245L4 246V245H0L1 247H0V249L1 248H3V249H6V251H4V250H2V251H0V257H1V255H2V257L0 258V260L2 261V260H4V258L3 257H6L7 258V256H8V254L6 253V252H8V251H10L12 248H13V250H16L17 252H19V254H18V257H19V259H20V257L21 256H23V258H21L20 259V261L21 260H24L23 262H24V264H25V262L26 263H28V264H35L36 262H38V263H36V264H39L40 262H39V260H41V259H45L46 260V262H47V259L48 260H51L52 261V263L53 264H55V263H57L58 264V256H61L60 258L61 259H59V260H64L65 259V257L64 256H68V258H72L71 257V255H73L74 256V259L72 258L71 260L74 262V264H84L85 262H89L90 261V259L92 258V260H95V264H108V262L110 261H108V262H104V260H100L101 261V263H97V262H100V261H98L99 260V258L101 259V256H102V253H104L105 254V252L107 251L108 253H109V255L108 256H110L111 258L113 257L114 259H112L111 261L113 262V261H116V262H113L114 264H116V263H118L117 261H120L121 263L120 264H133V263H138V264H155L156 263V261L158 262L159 261V259L157 260L156 259V261H155V258L156 257H159L160 255H158V254H162V258L164 257L165 258V256H163V255H166V256H168V254H169V256L168 257H166V258H168L169 259V257L171 258H175V257H183L184 255L182 254V253H184L185 254V251L184 252H182L181 253V250L183 251V250H187V249H183L184 247H185V245H186V243H185V245H184V243L183 242H181V241H184V239H185V237H187V239H185L186 241H184V242H187V241H189V242H193L194 244H190L189 242L187 243L188 245L187 246H189V244H190V247H191V249H190V251H189V248L190 247H188V253L189 254H191L192 252V254H194L195 256H193L192 254H191V256L192 257H194V258H190V260H188V258H189V256L186 258L185 256H186V254H188L187 252H186V254H185V256H184V259L182 258H178V259H180V263L182 264V262L184 261V262H186V259H187V261L189 262L190 261V263L189 264H192V262H194V263H196V264H204V262H205V264H208V261H209V264H246L247 262H248V264H255L254 263V258L255 257H257L256 258V260H258V261H255L256 262V264H264V255H262V252L264 253V250H263V248H262V246H260L261 248H262V252H261V249H259V251H260V253H259V255H262V256H260L259 257V255L257 254H254V256L252 255V253L250 254L251 255V257L253 258V260H251L252 258H249V253H248V255L249 256H246L247 258H244V256L242 255V257L244 258V259H247V260H245V262L244 261H241L243 258L242 257H239V253L236 255L235 253H237L238 251H240L241 249H240V247H239V244H236L238 247H239V250L238 251H235V250H231V248H234L235 247V245H234V247H232V244L234 243H236V240L238 239V237L240 236V237H242L241 239H243L244 237H247L248 236V238H245L244 239V241L245 242H247V244L249 243V241H250V246L251 247H253L252 246V244H257V243H259V242H257L258 241V239H260L259 238V236H261V235H259V234H257L256 232H255V230L253 231L252 230V228H251V225L253 224H255L257 221H258V219H256V216L254 217L255 219H256V222L255 223H252V224H250V227L248 228V227H246V228H248V229H251L252 230V232H255V235L254 236H252L251 234H250V230H249V232H248V230L247 229H241V227L240 226H235L234 228H232L233 226H234V224H236L237 225V223L236 222H240L239 221V219L242 221L243 220V216L244 217H248V212L245 210L244 212L246 213V216H245V214L243 215V213H242V217H241V215L239 216V215H236V212L238 213V214H241L240 212L241 211H239L240 210V205H243L244 204V202H246V204L247 203H251V201L252 200H254L253 198L251 199L250 197H246V199L248 200V202L247 201H244L243 199H245L244 198V196L243 197H239L241 200H243V201H241L240 203V205L239 204H237L238 206H236V207H238V208H235V207H233L232 206V203H230V202H232L233 200L235 201V198H237L238 199V197H235V196H233V197H235L234 199L232 198L231 200L230 199H228V198H230L231 196H228L229 194H231V193H229V192H227L228 193V197L227 196H225V195H223V197L224 198H226V199H223L222 197V199L224 200V202L223 203H225L224 205H222V203L220 202V201H218V198H220V194H222L221 192V188L223 187H226L227 185H228V183H226V181L227 182H229L230 184H231V180L229 181V177H227L228 178V180L226 179V178H223L222 180L223 181H225L224 179H226V181H225V184H226V186H225V184H223L222 182L223 181H221L220 183L221 184H223V186H221L219 183H218V181H219V179L221 180V176H223V175H221V174H219V173H215V174H217L218 175V177H217V175H215L214 174V172H211V173H213V174H209V172H208V174L206 173V175H208V177L209 176H213L214 175V177L217 179V178H219V176H220V178L219 179H217L218 181H216V184H212L213 183V181H212V179H209V178H207V182L205 181L206 179L205 178H202L201 176L202 175H200V177H201V179L202 180H200V179H197V177L198 176H196L195 178L197 179H193V180H196V181H198L199 180V182L200 183H194V181H192V179H190V178H187V179H189V181L191 180V182H192V184L190 183V184H188V180H186V178H183L184 176H186V175H183V176H181V174H183L184 173V171H183V173L181 172H179V171H177L178 169H176V171L175 172H171L172 170H168V171H170L171 173V176L170 175H166L165 174V172H164V170L162 171V172H164V174H162V176H164L165 177V180L166 181H161L162 183H164L165 182V184H160L161 186H163V185H165V186H163V187H161V188H164V187H168V185L170 184V186H169V188L171 187V186H173V187H175V185L176 186H178V188H172V189H174V191L176 192H174L172 189L170 190L169 189V192H167L168 194H165L166 193V191H167V189L165 188L164 190H162V191H158L159 193H156V191H155V189H153V187H155L156 188V186L154 185L153 187H150V186H152L151 185V183H149V180L150 179H153V178H151V177H153L154 175H155V172H157L158 170L156 169V167L154 166V164L152 165L151 164V162L149 163V164H147L148 163V161H146L145 159H143V158H141V157H143V155H142V153H143V150L141 149V151H142V153H141V155H140V153L138 152ZM245 150V149H244ZM45 151V152H44ZM140 151V152H141ZM156 151V150H155ZM47 152V153H46ZM52 152V153H51ZM104 152V151H103ZM138 152V153H137ZM153 152V151H152ZM151 152V153H152ZM91 153V154H92ZM146 153H144V156L145 157H147V155H149V154H147V155H145ZM237 153V152H236ZM243 153V152H242ZM48 154H50V156L48 155ZM55 154H57V157H56V155ZM138 154V155H137ZM238 154V156H239V153H237ZM240 154H241V152H240ZM262 154H264V153H262ZM20 155V154H19ZM47 155V156H46ZM59 155V156H58ZM105 158H107V154L105 153ZM109 155V154H108ZM39 156V155H38ZM39 156V157H40ZM49 156V157H48ZM55 156V157H54ZM72 156V157H71ZM96 156H98V157H96ZM45 157V158H44ZM99 157V158H100ZM127 157V158H126ZM133 158H135V160L137 159L139 162L136 164V161L134 162V163H132V161H133ZM243 158H244V156H243ZM57 159V160H58ZM71 159V160H70ZM90 159V158H89ZM130 159V160H129ZM38 160H39V158H38ZM45 160V161H46ZM96 160V159H95ZM109 159H107V161H108ZM123 163H121L120 164V161ZM130 161V163L129 164H131L132 163V165H131V167L134 165V167H136V170L134 169L133 170V167L132 168H130V165L128 164V162ZM143 162H142V161ZM145 160V161H144ZM234 160V159H233ZM22 161V160H21ZM20 160L17 162L18 164L21 162ZM106 160L105 161H103V163L102 164H104V163H106V165L107 166H109L110 164H114V162L112 163V161H110V162H107ZM245 161H246V158H245ZM260 161V160H259ZM263 161V163H264V160H262ZM40 162H41V160H40ZM62 162H63V164H62ZM145 162V163H144ZM238 162H240V160L238 159ZM241 162H243V161H241ZM247 162V161H246ZM261 162V161H260ZM109 165H108V164ZM142 163H143V165L144 166H142ZM9 164V163H8ZM7 164V165H8ZM11 164V163H10ZM17 164V165H18ZM140 164V165H139ZM239 164H241L242 165V167L244 166L242 163H239ZM246 164V163H245ZM253 164V163H252ZM251 164V165H252ZM255 164V163H254ZM256 164H259L258 162L256 163ZM7 165H0V172H5V175L7 174V175H9L8 176V178H11L12 176H14L13 178H11L12 180H14V179H16V180H19V178H21V174H23V172L25 173L26 171H24V169L25 168H21V169H19L21 166H22V163L20 164V165H16V167L14 166V164L12 165L11 164V169H10V167H8ZM43 165V166H44ZM51 165V166H52ZM106 165H105V167H106ZM115 165H112V166H115ZM127 165H128V167H127ZM151 167H150V166ZM241 165L239 166L241 169H246L245 167H241ZM246 165H248V163L246 164ZM250 165V166H251ZM260 165V164H259ZM111 166V165H110ZM118 166V165H117ZM118 166V167H119ZM121 166L118 168V169H120L121 168ZM139 166V167H138ZM148 166V167H147ZM254 166V165H253ZM261 166H264L263 164H261L260 165V167ZM14 167H15V170H13L14 169ZM47 167V168H48ZM65 167V168H64ZM80 167H81V170H80ZM101 167H103L104 168V165H101ZM116 167V166H115ZM114 167V168H115ZM140 167H141V169L143 170L144 168L146 169L147 168V170H145V171H140L139 169H140ZM143 167V168H142ZM256 167V169L257 170H259L258 168V165L257 166H255ZM258 167V168H257ZM2 168V169H1ZM18 168V169H17ZM79 170H78V169ZM108 168V167H107ZM113 168V169H114ZM251 170L250 171H252V172H254V174L257 176V177H259V178H261L262 176L260 175V174H258V173H260V171L258 172L257 170H254L253 169V167L251 166ZM264 168V167H263ZM76 169V170H75ZM102 169V168H101ZM106 169V168H105ZM117 169V168H116ZM116 169H114V171H116L117 172V170ZM122 169V168H121ZM137 169H138V171H137ZM153 170V172H152V170ZM155 169L157 170V171H155ZM249 169V168H248ZM34 171H35V169H33ZM74 170V171H73ZM107 170V169H106ZM130 170V171H129ZM131 170H133V171H131ZM102 171H104V170H102ZM167 171V172H168ZM262 171H264L263 169H262ZM261 171V172H262ZM33 172V171H32ZM66 172V173H65ZM100 172H101V170H100ZM113 172V171H112ZM133 174H139V175H142V177H143V174H144V172H146V174L148 173L149 175L151 174V173H149V172H152V174L150 175V176H148V175H146V174H144V175H146L147 176V178L144 176L143 178H139L140 180V182L138 181V179H136L137 178V176H135V175H133ZM138 172V173H137ZM140 172H142L143 174H141ZM34 173V172H33ZM32 173V174H33ZM129 173L131 174V175H129ZM31 174V175H32ZM35 174V173H34ZM37 174V173H36ZM66 174H67V176H66ZM77 174V175H78ZM108 174V175H107ZM110 174V175H109ZM126 174H128V175H126ZM158 175V177L157 178H159V179H161V171H160V174L159 173H157ZM169 174V173H168ZM185 174V173H184ZM49 175H53V174H49ZM57 175V174H56ZM102 175V174H101ZM138 175V176H139ZM203 176V177H207V176ZM263 175V174H262ZM16 176V177H15ZM33 176H37V175H33ZM48 176V175H47ZM47 176H45V177H47ZM54 176H55V174H54ZM54 176H52V177H54ZM70 176V177H69ZM133 176V177H132ZM261 176V177H260ZM7 177V176H6ZM18 177V178H17ZM102 177V176H101ZM148 177H149V179H148ZM167 177L168 178H170V177H172V178H170L169 180L167 179ZM187 177V176H186ZM199 177V178H200ZM35 178V177H34ZM38 178V177H37ZM50 179H52L51 177H49ZM48 178V179H49ZM126 178H128V180L126 179ZM132 178H134V179H132ZM155 178H156V176H154V180H155ZM156 178V180H158ZM192 178H194V177H192ZM213 179L214 181L216 180V179ZM47 179V180H48ZM49 179V180H50ZM127 181H126V180ZM143 179V181H144V183H142L143 181H141ZM145 179V180H144ZM204 179V180H203ZM48 180V181H49ZM105 180V181H104ZM114 180V181H113ZM121 180V181H120ZM130 180V181H129ZM133 180V181H132ZM154 180H152V181H154ZM162 180H164V178L162 177ZM184 180H186V181H188V182H186L187 184H188V186H190L191 185V187H193V184H194V186L195 185H197L196 187H199L198 189L196 188V187H193V188H191V187H186L185 186V188L183 187V189L182 188H180V186L179 185H181V187L183 186V185H185V181ZM208 180H210V181H208ZM264 180V179H263ZM111 181V182H110ZM113 181V182H112ZM126 181V182H125ZM131 181H132V183H131ZM136 181V182H135ZM167 181L168 182H170V183H168V185L166 184L167 183ZM205 181V182H204ZM117 182L119 183V184H117ZM121 182H123V185H125L124 187H123V185H122V183ZM124 182H125V184H124ZM130 184V186H129V184ZM133 182H134V184H133ZM150 182H151V180H150ZM159 182V181H158ZM201 182L203 183V187H201L202 186V184H201ZM210 182V183H209ZM56 183H58V184H56ZM85 183V185H87ZM112 183L114 184V185H112ZM116 183V184H115ZM139 183V184H138ZM171 183H172V185H171ZM173 183H174V185H173ZM184 183V184H183ZM205 183H206V185H207V183H209V184H212V185H210V186H219V188L218 189H220V190H217L215 187V189L214 188H212L213 190H211V192L212 191H214V192H212V198L213 197H216V198H213V199H215L216 201H218L216 204L218 205V207H219V204L218 203H220V208H219V210L221 209V211H223L222 213H225L226 211H234V210H232V209H235V211H234V213H235V215H236V217L238 216V218L237 219H235L234 218V220H233V217H234V213L231 215H229V214H227V212H226V214L227 215H225V216H232L231 217V219L232 220H228L229 222H228V224H229V228L227 227L228 226V224H227V226H226V228H225V222L226 221H224V218H226V217H224L223 219H222V217L224 216H222V214H221V216H220V214L218 215V213H216V212H221V211H217V207L216 208H213L214 207V205H215V203H214V205H212L213 207H209L208 208V203H210V205L211 204H213V202H214V200H212V198H211V192L209 191L211 188H209V190H206V191H204V190H202V188L203 189H206L207 187H206V185H205ZM47 184L49 185V186H47ZM127 184H128V186H127ZM144 185L145 186V188H144V186H142V185ZM152 184H154V183H152ZM155 184H156V182H155ZM179 184V185H178ZM186 184V185H187ZM217 184H219V185H217ZM57 185H58V187H57ZM84 185V184H83ZM116 185V186H115ZM118 185L120 186V188L118 187ZM133 185L134 186H136V187H133ZM139 185V186H138ZM146 185H149V186H146ZM45 186V187H44ZM79 186V188H80V185H78ZM98 186H100V187H98ZM133 188H132V187ZM230 186V185H229ZM89 187H90V189H89ZM117 187V188H116ZM127 187H130V188H127ZM137 187H140V189H138ZM149 188V190H148V188ZM158 187H160V186H158ZM204 187H206V188H204ZM221 187V188H220ZM231 187H233V186H231ZM33 188H35V187H33ZM59 188V189H58ZM74 189H75V191H77L78 192V190H77V188L76 187H73ZM78 188V189H79ZM85 188V187H84ZM83 188V189H84ZM137 188V189H136ZM144 188V189H143ZM160 188V189H161ZM197 189V190H195V189ZM227 188H229V187H226V189ZM14 189H16V190H10L9 189V191H7V192H5V193H3L2 195L3 196H1V198H0V206H3L4 205V207H5V205L8 203V201L9 202H12V203H14V200L12 201V198H14V197H16V196H14V195H18V191H20V190H17V188H14ZM65 189V188H64ZM73 189V190H74ZM120 189V190H119ZM125 189V190H124ZM128 189V190H127ZM132 189V190H131ZM134 189V190H133ZM147 189V190H146ZM159 189V188H158ZM176 189H179V191H180V189H181V191L179 192H177V190ZM192 189H194V190H192ZM200 189V190H199ZM208 189V188H207ZM225 189V188H224ZM224 189H222V190H224ZM230 189V190H229ZM229 189H227V190H229L230 192H231V188H229ZM5 190V189H4ZM3 190V191H4ZM8 190V189H7ZM70 192H71V190L70 189H68ZM117 190V191H116ZM121 191V192H119V191ZM129 190H131V192L129 191ZM144 190V191H143ZM227 190H224V194H225V192L227 191ZM41 191H43V192H41ZM64 191V190H63ZM75 191H73L72 193H74ZM116 191V192H115ZM123 191H125V193L123 192ZM135 191V192H134ZM136 191H138V192H136ZM140 191H142L141 193H140ZM155 191V192H154ZM207 192V191H209V193H204V195L205 196H207V195H209L210 196V198H206L207 200H205V202L208 204H203L204 202H203V198H205V196H203V192ZM47 194H46V193ZM77 192H75L74 194H76ZM164 192V193H163ZM170 192H171V194H170ZM172 192H174V193H172ZM196 192V193H195ZM200 192H202V193H200ZM218 192V193H217ZM233 192V191H232ZM17 193V194H16ZM35 193V192H34ZM65 193V192H64ZM67 193H68V191L65 193L66 195H67ZM79 193V192H78ZM126 193L128 194L127 196H126ZM131 193V194H130ZM138 193V194H137ZM140 193V194H139ZM199 193V194H198ZM214 193V194H213ZM247 193L248 192H243L242 193V195L243 194H246L247 195ZM6 196H5V195ZM56 194V195H55ZM69 194V193H68ZM172 194H174V195H172ZM218 194V196H216ZM69 195H71V194H69ZM79 195V194H78ZM162 195V196H161ZM172 195V196H171ZM233 195H234V193H233ZM241 195V194H240ZM249 195V194H248ZM247 195V196H248ZM11 196V197H10ZM54 196H55V198H54ZM62 196V195H61ZM65 196V195H64ZM71 196H73L74 197V195L72 194ZM198 196V197H197ZM203 196V197H202ZM222 196V195H221ZM11 199H10V198ZM51 197V198H50ZM55 199H53V198ZM165 197L167 198V199H169L170 200V202H172V200H174L175 201V203H174V205H172V207H171V203L169 202V200H167V199H165ZM173 197H174V199H173ZM176 197V198H175ZM190 197V198H189ZM191 197H193L192 199H191ZM199 197H202V198H199ZM3 198V199H2ZM10 200H9V199ZM18 198V197H17ZM17 198H15V199H17ZM49 198V199H48ZM220 198V199H221ZM5 199H7L6 200V202H4L5 201ZM37 199V200H36ZM41 199V198H40ZM78 199V200H77ZM81 199V201H83ZM101 199H102V201H101ZM130 200L131 202L129 203V204H127L129 201H125V200ZM146 199V201L147 202H145L144 200ZM180 199H182L181 201V203H183V201H184V207H188V205L189 206H193L195 209L197 208V210H198V212H196L197 210H195L193 207H191V209H193V210H195V213H198L199 215L201 214V213H199V207L200 206H202V204L204 205V206H202L203 208L202 209H200V212L202 211L203 212V210L205 211V213H202L203 215H200L201 216V218H199L200 216L199 215H195V216H193V215H188L189 213H191V212H188V210L190 209L189 207H188V209L187 208H183V206H179V207H182V209H183V212L181 211L180 212V210H181V208H179V210H178V204H180L179 202H177L178 204H176V201L178 200V201H180ZM186 199H188L189 201H192V202H189V201H187ZM209 199H211L212 200V203H211V201L210 202H207V201H209ZM221 199V200H222ZM228 199V200H227ZM236 199V201H238V200H240V199H238L237 200ZM50 200V201H49ZM65 200V201H64ZM70 200V201H69ZM98 200H99V202H98ZM164 200V201H163ZM194 200H196L195 201V203H194ZM225 200H227V201H229V202H225ZM62 201V200H61ZM94 201V202H93ZM124 201V203H126V205L124 206L125 207V210H124V217H123V215H122V213L120 212L121 210V208L120 207H122L123 205H122V202ZM250 201V202H249ZM71 202V203H70ZM98 202V203H97ZM103 202V203H102ZM113 202V203H112ZM116 203V205H115V203ZM140 202H141V204H140ZM161 202V203H160ZM169 204H168V203ZM188 202V203H187ZM197 202V203H196ZM242 202H243V204H242ZM254 202V201H253ZM252 202V203H253ZM11 203V204H12ZM57 203V202H56ZM55 203V205H57ZM60 203V202H59ZM70 203V204H69ZM186 203H187V206H186ZM193 203V204H192ZM226 203H228V204H231L230 205V207H233V208H230L229 206H227V204ZM235 203H238V202H235ZM72 204V205H71ZM78 204L80 205V207L78 206ZM97 204V205H96ZM99 204H101V207L99 206ZM103 204V205H102ZM111 204H114L116 207H113L114 205H111ZM117 204H121L122 206H119L118 207V205ZM135 204H139V205H141V206H139V205H137L140 209H142V208H145V210L144 209H142L143 210V212H141V214L143 213V215H140V214H137V212H135V214H137L138 216L137 217H141L142 219H144V220H142L140 217V222L138 221V223H137V217L136 218H134V216H136V215H133V214H131L130 212H131V210L129 211V209H131V207H132V209L135 211ZM159 204H161V206L163 207L164 205H165V207L166 206H168V207H166V208H169V211H168V213H167V210H166V208H164V210L166 211V212H163L165 215H168L169 214V212L170 211H172V212H170V216H171V214H174L175 213V215H173V217H171L172 219H173V221L175 222L176 221V223L175 224H178V222H179V225L183 222H185V217L187 216V217H189L190 218V220L189 219H187V217H186V224H181V228L178 226V227H175V228H177V229H175V231H173V232H171V231H168V229H170V227L172 226V225H170V226H168L167 225V228H166V230L168 231V233H170V234H168L167 233V231L165 230V227H166V223H168V218H164L165 220H167V221H164V220H162V217H161V219H160V216L159 215H163V213H161V214H156V217H157V219H156V217H154L153 215H155V214H153L152 212H154V210H155V208H157L156 206H158ZM163 204V205H162ZM245 204V205H246ZM254 204V203H253ZM253 204H251V205H253ZM13 205V204H12ZM54 205V204H53ZM62 206L64 205L63 203L61 204ZM69 205H71L73 208H76L77 206V212H78V214L81 216V218L82 219H80L79 217L80 216H76V218H75V216L74 217H72V215H74V214H72V213H74V211L72 210L73 208L71 207V206H69ZM74 205H76L75 207H74ZM111 205V206H110ZM146 205V206H145ZM169 205H170V207H171V210H170V207H169ZM177 205V206H176ZM205 205H207V210L205 209L206 207H205ZM222 205V206H221ZM248 205V207H249V205L250 204H247ZM250 205V206H251ZM8 206V205H7ZM52 206V207H51ZM58 206H59V204H58ZM105 206V207H104ZM107 206V207H106ZM131 206V207H130ZM144 206V207H143ZM174 206V207H173ZM197 206V207H196ZM199 206V207H198ZM244 206V205H243ZM106 208V209H104V208ZM108 207H112L111 209L110 208H108ZM128 207V208H127ZM137 207V209H139ZM142 207V208H141ZM161 207V208H162ZM205 207V208H204ZM242 207V206H241ZM6 208V207H5ZM59 208H60V206H59ZM81 208V211L79 210ZM99 208V209H98ZM116 208H120V209H118V210H120V211H118ZM174 208H176L177 210H178V212H180L179 214H178V212H177V210L176 209H174V211H173V209ZM252 207H250V209H249V212L251 211L252 213H249L250 214V216L253 214V210H254V208H256L255 207V205H254V208H252ZM8 209V208H7ZM64 209V210H63ZM92 209H95V210H93L92 211ZM109 211H108V210ZM113 209H115L114 210V212L115 213H113V211H112V213H111V210H113ZM126 209H128L127 211H126ZM185 209L187 210V211H185ZM213 210V211H211V210ZM230 209V210H229ZM237 209H238V211H237ZM246 209V208H245ZM248 209V208H247ZM2 210H3V208H2ZM75 210V209H74ZM79 210V211H78ZM157 210H159V209H157ZM161 210V209H160ZM163 210V211H164ZM175 210H176V212H175ZM193 210H189V211H193ZM215 210H216V212H215ZM224 210H225V212H224ZM242 210V209H241ZM20 211V210H19ZM72 211V212H71ZM119 213H118V212ZM126 211V212H125ZM139 211H141V210H139ZM139 211H138V213H139ZM151 211V212H150ZM185 211V212H184ZM211 211V212H210ZM230 211V212H231ZM243 211V210H242ZM257 212H258V210H256ZM256 211L254 210V212H255V215H258L259 214V212L256 214ZM4 212V213H3ZM7 212V213H6ZM77 212L75 213V215L77 214ZM80 212V213H79ZM110 212V213H109ZM122 212H123V210H122ZM159 212V211H158ZM162 212V211H161ZM194 212V211H193ZM192 212V213H193ZM207 212H208V214H207ZM229 212V213H230ZM18 213H20V212H18ZM56 214V215H58V217H55V218H53V215L54 214ZM149 213V216H147V214ZM155 213H157V212H155ZM183 213H188V214H183ZM211 213H213V214H211ZM8 214H9V216H8ZM119 214H121L120 216H119ZM133 215V217H131V215ZM144 214H146V215H144ZM151 214H153V215H151ZM194 214V213H193ZM211 214V215H210ZM214 214H216V215H214ZM18 215V214H17ZM25 215V214H24ZM49 215V216H48ZM86 215V214H85ZM112 215V216H111ZM151 215V216H150ZM165 215H163L164 217H166ZM167 216V217H169V219L171 220V222L169 221V223H172V219L170 218V216ZM176 215L178 216V217H176ZM180 215H182V216H180ZM183 215H186L184 218H183ZM29 216H30V218H29ZM43 216H45L46 218H51L53 221H54V224H56V222L59 220H61L60 222H58L57 224H56V227L54 226V229H48L47 231H48V235H46V233H47V231H46V233H45V231L44 230H38V229H35L36 228V226L34 225V224H32L34 221H35V219H37V218H42V220H45L46 218L45 217H43ZM48 216V217H47ZM159 216V217H158ZM179 216H180V218H181V220H179ZM190 216H192V217H190ZM209 216V217H208ZM216 216H218V217H216ZM228 216V217H229ZM254 215H252V217H253ZM19 217V218H18ZM130 217L131 218H134V219H131V221H133V220H135L134 222H135V224H132L131 222H130ZM152 217V218H151ZM196 217V218H195ZM204 217H206V218H204ZM219 217H221V219L224 221H222L221 219L219 220L218 218ZM252 217H250V218H252ZM9 218H11V219H9ZM56 218H58V219H56ZM75 218V219H74ZM78 218H79V225H78V223H73L74 221L73 220H78ZM123 218V219H122ZM147 218V219H146ZM149 218H151V219H149ZM154 218V219H153ZM158 218L160 219L159 220V222H162L161 224L159 223V225H163V223L165 224V227H163V226H161V229H163V230H161V231H163V232H158L159 231V229H160V226H159V229L157 230L156 229V226H157V224H158V222H156V221H158ZM184 219V221H183V219ZM230 218V217H229ZM250 218H245V219H250ZM254 218H252L251 220L253 221V219ZM258 218V217H257ZM2 219V220H1ZM30 219V220H29ZM34 221H33V220ZM55 219V220H54ZM155 219H156V221H155ZM198 219V220H197ZM201 219H202V221H201ZM206 219V220H205ZM207 219H208V221H207ZM244 219V220H245ZM254 219V220H255ZM22 220V221H21ZM24 220H27V221H25V223L26 222H31V224H28V225H26L23 221ZM32 220V221H31ZM38 220V219H37ZM36 220V221H37ZM57 220V221H56ZM123 220V221H122ZM129 220V221H128ZM139 220V219H138ZM149 220H151V222H149ZM162 220V221H161ZM187 220H189V222H187ZM194 220V221H193ZM204 220H205V222H204ZM15 221V222H14ZM18 221H19V224H18ZM21 221V222H20ZM164 221V222H163ZM193 221V222H192ZM196 221V222H195ZM197 221H201L200 223L199 222H197ZM207 221V222H206ZM220 221V222H219ZM233 221V222H232ZM235 221V222H234ZM249 221V220H248ZM22 222H23V224H22ZM85 222V221H84ZM152 222L154 223V227L153 228H155L156 229V231L158 232V233H156V232H152V230L151 229H153V228H151V229H149L150 227H152L153 226V224H152ZM166 222V223H165ZM190 222L193 224V223H195V224H193L194 225V227L192 228V227H190V226H193V225H191L190 224ZM17 223V224H16ZM59 223H61L60 224V226L58 225ZM91 223V222H90ZM143 223V224H142ZM188 223V224H187ZM202 223H203V225H202ZM205 223L207 224L208 223V225H206V226H209V227H211L212 225L214 226V227H212L211 229L209 228V227H207L206 228V226H205ZM221 223H223L222 225H221ZM21 224V225H20ZM24 224H25V226H24ZM121 224V225H120ZM139 224V225H138ZM141 224H142V226H141ZM152 224V226H150ZM190 224V225H189ZM210 224H212V225H210ZM217 224V225H216ZM230 224H231V226H230ZM233 224V225H232ZM241 225L243 224L242 222L240 223ZM245 224H247V225H249L248 224V222L247 221H245V223H244V225ZM59 226V228H60V230L62 229V234H61V236H60V234L59 233H57L58 231L57 230H59V229H57L58 228V226ZM75 225H76V228H74L75 227ZM128 225V226H127ZM144 225V226H143ZM183 225V226H182ZM196 225H197V228H196ZM215 225H216V227H215ZM219 225V226H218ZM244 225H242V227L244 226ZM246 225V226H247ZM256 226V228H257V224H255ZM30 226V227H29ZM33 226V227H32ZM74 226V227H73ZM85 226L87 227V228H89V230H94L95 232L97 231L98 232V230H96V229H99V230H102V234L103 235H106V236H108V234L111 232L112 234H114L115 235V237L113 236L111 239H108V238H110L111 236H109V237H107L106 238V240H105V238L104 237H102L103 235L101 234V233H95L94 231H93V233H94V236L92 235L93 233H92V231H89L88 232V229L87 228H85ZM98 226V227H97ZM119 226H121V227H119ZM176 226V225H175ZM2 227V228H1ZM18 227V228H17ZM26 227V228H25ZM27 227L29 228V229H27ZM31 227H32V229H31ZM90 227L92 228V229H90ZM130 227V228H129ZM133 227V229H131ZM163 227V228H162ZM169 227V228H168ZM201 227H203L202 229H203V231H200V230H202L201 229ZM218 227V228H217ZM253 228H254V226H252ZM258 227H259V224H258ZM56 228V229H55ZM96 228V229H95ZM127 230V232L125 231V229ZM139 228H142V229H145V231L147 230H151L150 231V233H152V234H148V236L146 235V232H145V235L142 233V231L141 230H138ZM157 228H158V226H157ZM178 228H179V230H178ZM186 229L187 228V230H190V229H188V228H191V230L192 231H190V234L192 233V235H191V237H188V236H190V234L187 232V234L186 233H184L182 230L183 229ZM208 228L211 230H209L210 232H212L211 234L217 239V237H218V239H217V241H216V239L214 238V237H212L209 233H208ZM215 228H217V229H215ZM244 228V227H243ZM18 229V230H17ZM63 229H65L64 231L66 232V235H65V232L63 231ZM134 229H136L137 230V233H139V235L140 236H142L143 237V235H144V238H145V240H141L140 241V239H142V237L140 238V236L138 235V237H137V241L135 240V236L134 235H136V234H134L133 236H134V238H133V236H130V235H132V233H134L135 232V230ZM172 230L174 229V228H171ZM170 229V230H171ZM184 229V231L186 232V230ZM194 229H196V232H194L195 230ZM200 229V230H199ZM205 229H207V230H205ZM214 229V231H212ZM263 229V228H262ZM7 231V234L6 235H8V236H2V233H4V232H6ZM14 230H16V232L14 231ZM27 230V231H26ZM33 230H35L34 232H33V234H30V233H32V232H30V231H33ZM39 232H38V231ZM50 230L52 231V233H51V235L49 234L50 233ZM56 231V233L57 234H55V231ZM67 230V231H66ZM71 230V231H70ZM74 230V231H73ZM108 230H109V233H108ZM125 231V233L124 232H122L121 234H122V236L120 235V233L119 232H121V231ZM132 230V231H131ZM230 230V231H229ZM246 230V231H245ZM264 230V229H263ZM262 230V231H263ZM18 231V232H17ZM28 231L30 232V233H28ZM37 231V232H36ZM68 231L70 232V233H68ZM87 231V235L85 234V232ZM119 233V234H117V232ZM130 231V232H129ZM134 231V232H133ZM141 231V232H140ZM148 231V232H149ZM153 231H154V229H153ZM181 231L184 235H183V237L182 236H180L179 235V238L181 239H179L180 241H178V242H175V241H177L178 240V234H179V232ZM200 231V232H199ZM206 231H207V233L209 234H207L206 233ZM226 231V232H225ZM257 231H259V228H258V230ZM262 231H260V234H261V232ZM27 232V233H26ZM41 232H42V234L44 233V236L41 234ZM71 232H72V234L74 235V236H72V234H71ZM84 233L86 236H88L87 238H84V237H86L84 234H81V233ZM132 232V233H131ZM177 232V233H176ZM201 232L203 233V234H201ZM205 232V233H204ZM218 232H220L219 234H218ZM230 234H229V233ZM264 232V231H263ZM14 233H16V235L14 234ZM60 233H61V231H60ZM77 233H80V234H77ZM107 233V234H106ZM124 233V234H123ZM140 233H142L143 235H141ZM164 233V234H163ZM166 233V234H165ZM172 233V234H171ZM182 233H180L181 235H182ZM199 233L201 234V235H199ZM239 235V236H236V238L237 239H231V237L232 236H230V235ZM5 234H3V235H5ZM19 234V237L21 236V238H17L18 235ZM39 234V236H37ZM55 234V235H54ZM68 234H70V236L68 235ZM76 234L77 235H83L84 237V240L86 239V243L89 241V244H92V243H94V244H92V245H97L98 247V251L100 252H97V250L96 249H94L97 253H95L94 254V256L96 257L97 255L98 256H100L99 258H98V256L96 257V259H94L93 258V255L90 257V255H91V253H93L92 252V250H93V248H95L96 246H90V248H88L87 246H89V244L86 246V248L88 249H86L87 250V252L89 251V249L91 250V253H89L88 252V256L90 257H88L87 256V252L85 251V246H84V243H83V245H82V243H81V245L82 246H84V251L82 250L83 249V247H77L76 246V242H75V236H76ZM100 235V237H102L103 238V241L105 240V242L107 243L108 242V240H109V245L108 244H106L105 242V244L103 243V241H102V239H100V237H98L97 236V238H96V235ZM168 234V235H167ZM177 234V235H176ZM189 234V235H188ZM205 234V235H204ZM208 236H207V235ZM215 234V235H214ZM217 234V235H216ZM224 236H223V235ZM253 234V233H252ZM264 234V233H263ZM262 234V235H263ZM15 237H14V236ZM23 235V236H22ZM34 236V237H36V238H34V237H32V236ZM36 235V236H35ZM46 235V236H45ZM91 235V236H90ZM118 235V237H116ZM124 235V236H123ZM167 235V236H166ZM172 235H174V236H172ZM193 235H195V236H193ZM196 235H198V238H199V236H201L200 238L201 239H203V240H201L200 238V241L199 240H197L196 241V238L195 237H197ZM202 235H204L205 237L207 236V237H209V240L211 241H213V240H215V241H213L214 243H210V244H212V246L207 242V239L205 240V237L203 236L202 237ZM219 235H221V237L219 236ZM257 235V236H256ZM259 235V236H258ZM17 236V237H16ZM42 236L45 238V239H43L42 238ZM48 236V237H47ZM50 236V237H49ZM60 236V237H59ZM66 236V237H65ZM73 237V239H74V241H73V239H71L72 237ZM92 236H93V238L95 237V239H92ZM127 237V239H126V241H125V238H124V242H123V237ZM132 237L133 238V241H131L132 240V238L130 239L129 237ZM137 236V235H136ZM151 237V239H150V237ZM160 238H158V237ZM164 236V237H163ZM170 236V237H169ZM176 236H177V238H176ZM210 236L212 237V238H210ZM223 236V237H222ZM228 236V237H227ZM244 236V237H243ZM24 237V238H23ZM31 239H30V238ZM40 238L41 237V239H40V241L41 242H39V239H37V238ZM70 237V239L72 240V242H74V243H72L71 242V240L70 239H67V238H69ZM120 237H122V240H121V238ZM162 237V238H161ZM166 237V238H165ZM224 237H226L227 238V240H235V242L233 241V243H231V241H226L225 240V238ZM235 237V236H234ZM264 236H261V241H263L262 240V238H263ZM27 238V239H26ZM58 238V239H57ZM100 239L101 241H102V245H101V242H99V240H98V242L97 241H93V242H91L90 240L92 239V240H96V239ZM114 238L118 241L119 240V238H120V241H118V242H121L122 244H120L119 245V243L117 242L115 245L116 246H112V244L111 243H114V242H111V240H114ZM130 239V242H127L129 239ZM155 238V240H153ZM165 238V239H164ZM169 238V239H168ZM173 238H175L174 240H173ZM189 238H191V239H193V240H195V241H192L191 239H189ZM219 238H222L221 240L219 239ZM223 238H224V240H223ZM229 238V239H228ZM233 238V237H232ZM18 239H22V240H18ZM26 239V240H25ZM33 239V240H32ZM34 239H36V242H35V240ZM60 239V240H59ZM66 239V240H65ZM163 239V240H162ZM168 239V240H167ZM177 239V240H176ZM240 239V238H239ZM15 240H17V243H16V241ZM24 240V241H23ZM65 242H63V241ZM148 240H150V243H148L149 241ZM158 240V241H157ZM160 240V241H159ZM164 240H165V242H164ZM167 240V241H166ZM172 240V241H171ZM191 240V241H190ZM223 240V241H222ZM13 241L15 242V244H17V245H15L14 243H13ZM19 241V242H18ZM58 241V242H57ZM59 241H60V243H59ZM67 241H68V243H67ZM115 241V240H114ZM135 241V242H134ZM146 241H148V242H146ZM151 241H152V244H151ZM154 241H157L158 242V244L156 243V242H154ZM164 242V244H163V242ZM203 241V242H202ZM204 241H205V243H204ZM220 241H222V242H220ZM224 241H226V242H228V244L227 243H224ZM260 241V240H259ZM111 242V243H110ZM116 242V241H115ZM126 242V243H125ZM154 242V243H153ZM180 242H181V244H183V245H181L180 244ZM199 243L200 242V244L198 245L197 243ZM207 242V243H206ZM217 242H220V243H217ZM237 242H238V240H237ZM251 242H253V243H251ZM264 242V241H263ZM37 243H38V245H37ZM71 243V244H70ZM85 243V244H86ZM99 243H100V245H99ZM123 243H125L126 245L125 246H123ZM172 244L173 246L175 245V243H176V245H175V247H173L172 245H169V244ZM204 243V244H203ZM221 243H222V245H221ZM239 243V242H238ZM241 243H242V241H241ZM261 243V242H260ZM4 244V243H3ZM59 244V245H58ZM130 244H133V245H130ZM144 244V245H143ZM155 244V246H154V248L152 247L153 245ZM161 244V245H160ZM166 244V245H165ZM203 244V245H202ZM206 244V245H205ZM207 244H209V245H207ZM214 244V245H213ZM224 244H225V246L227 247V248H225L224 247ZM246 244V243H245ZM244 244V245H245ZM261 244H263V243H261ZM62 245V246H61ZM80 245V246H81ZM104 245H105V248H104ZM114 245V244H113ZM141 245V246H140ZM152 245V246H151ZM160 245V246H159ZM169 245V246H168ZM194 245H196V246H194ZM228 245V246H227ZM231 245V247H229ZM260 245V244H259ZM259 245H258V247H259ZM59 246H61L60 248H59ZM65 246L67 247V248H69V250L70 251H68V249H66L65 248ZM101 246L103 247V248H101ZM118 246V247H117ZM119 246L120 247H122V249L121 248H119ZM127 246V247H126ZM131 246V247H130ZM133 246V247H132ZM145 246V247H144ZM148 246H150V247H148ZM156 246H158V247H156ZM200 246H201V249H198V248H200ZM211 246V247H210ZM236 246V247H237ZM263 246H264V244H263ZM7 247V248H6ZM139 247V248H138ZM161 247H163V248H161ZM166 247V248H165ZM183 247V248H182ZM215 249H214V248ZM234 248V249H236L237 250V248ZM10 248V249H9ZM16 248V249H15ZM64 248V249H63ZM73 250H72V249ZM78 248H80L83 252H81ZM92 248V249H91ZM100 248H101V250H100ZM143 250H142V249ZM182 248V249H181ZM206 248H208V250H206ZM213 248V249H212ZM219 248V252H216L217 254H221V256H217V254L215 253V251H216V249H218ZM243 248V247H242ZM257 248V247H256ZM126 249V250H125ZM130 249V250H129ZM155 249V250H154ZM166 249V250H165ZM196 249H198L197 251H196ZM209 249H211V250H209ZM222 249V250H221ZM227 249H228V251H229V249H230V251H232V254H234V257H232L233 255L231 254V257L229 256L230 255V252H229V254H227ZM250 250H252V248H249ZM93 250V251H94ZM113 252V254H116V252H118L117 253V255H112V253H111V251ZM115 250V251H114ZM145 250V251H144ZM151 250V251H150ZM165 250V251H164ZM205 250H206V252H205ZM214 250V251H213ZM103 251V252H102ZM110 251V252H109ZM127 251V252H126ZM131 251V252H130ZM136 251V252H135ZM144 251V252H143ZM149 251V252H151L152 254H150L149 252L147 253V252ZM158 251H161L162 253H159ZM194 251H196V252H198V253H201L200 254V256L198 257L199 258V260H197L198 258L196 257V256H198L199 254L198 253H196V252H194ZM201 251V252H200ZM223 251V252H222ZM235 251V252H234ZM253 251V250H252ZM258 251V249H257V252H255V253H258L259 252ZM65 252H67L68 253V255L65 253ZM71 252H72V254H71ZM120 252V253H119ZM123 252V253H122ZM153 252H154V254H153ZM155 252H157V253H155ZM166 254H165V253ZM214 252V253H213ZM250 252V251H249ZM3 253H5V254H3ZM21 253V254H20ZM29 253V254H28ZM107 253V254H108ZM110 253H111V255H110ZM132 253V254H131ZM133 253H135V254H133ZM138 253V254H137ZM181 254V256H180V254ZM224 253V254H223ZM7 254V255H6ZM59 254V255H58ZM90 254V255H89ZM125 254V255H124ZM155 254H157L156 256H155ZM175 254V255H174ZM206 254H208V255H205ZM210 254H214V256L213 255H210ZM247 253L245 252V254L244 255H246ZM6 255V256H5ZM32 256L31 257V259H29L30 257H28V256ZM118 255L120 256V257H118ZM134 255L136 256V257H134ZM141 257H140V256ZM143 255H144V257H143ZM178 255V256H177ZM183 255V256H182ZM235 255H236V259L235 260H233L234 258H235ZM104 256H106V254L104 255ZM104 256H102V258L104 257ZM116 256V257H115ZM128 256H130V260H129V257ZM138 256H139V259H138ZM175 256V257H174ZM211 258H210V257ZM213 256V257H212ZM217 257V259H216V257ZM18 257H14V258H17L18 259ZM28 257V258H27ZM37 258L38 259V261H37V259L35 260V258ZM62 257H64L63 259H62ZM109 257V258H110ZM148 257V258H147ZM151 257H154V261H155V263H154V261L152 260L153 258H151ZM160 257V258H161ZM203 257H205V258H203ZM221 257V258H220ZM34 258V259H33ZM98 258V259H97ZM108 258V257H107ZM107 258H106V260H107ZM125 258V259H124ZM134 258V259H133ZM149 258H150V260H149ZM162 258L160 259V261H162ZM176 258V259H177ZM206 259L204 262H203V260L202 259ZM209 258V259H208ZM213 258V259H212ZM224 258V259H223ZM239 258V259H238ZM240 258H241V260H240ZM251 260H249V259ZM259 258V259H258ZM260 258H261V260H260ZM14 260L13 258L12 259H10V260H12L11 262H16V264H18V262L20 263V264H22V262H20V261H18V260ZM27 259V260H26ZM69 259V263L70 262H72L71 260ZM79 260V261H77V263H75L76 261H74V260ZM135 259H138V261H136L135 262ZM192 259H194V261L192 260ZM208 259V260H207ZM218 260V261H216V260ZM105 260V261H106ZM128 260V261H127ZM181 260H183L182 262H181ZM191 260H192V262H191ZM197 260V261H196ZM201 260V261H200ZM210 260H211V262H210ZM214 260V261H213ZM237 260H239L241 263H239V261H237ZM4 261H7V259H5ZM3 261V262H4ZM9 261V260H8ZM42 261H44V260H42ZM42 261H41V263H42ZM111 261H110V263H111ZM132 261V262H131ZM160 261L158 262V263H156V264H159L160 263ZM164 261V262H163ZM163 261L160 263V264H162V263H167L164 259H163ZM173 261H175V259L173 260ZM173 261H172V264H179L178 262V260H176L174 263H173ZM178 261V262H177ZM200 261V262H199ZM225 261V262H224ZM249 261H250V263H249ZM92 262V261H91ZM90 262V263H91ZM104 262V263H103ZM124 262V263H123ZM126 262V263H125ZM177 262V263H176ZM187 262V263H188ZM207 262V263H206ZM258 262V263H257ZM44 263H45V261H44ZM50 262L48 261V263L47 264H49ZM51 263V264H52ZM63 263V262H62ZM69 263H67V264H69ZM89 263V264H90ZM109 263V264H110ZM112 263V264H113ZM168 263H170L169 261H168ZM167 263V264H168ZM187 263H185V264H187ZM193 263V264H194ZM13 264V263H12ZM59 264H61V262H59ZM73 264V263H72ZM93 264H94V261H93ZM119 264V263H118Z\"/></svg>","mask_w":264,"mask_h":264}]
</instances>
